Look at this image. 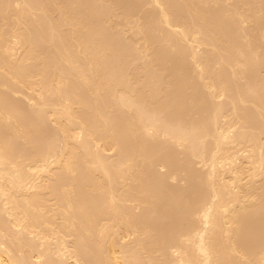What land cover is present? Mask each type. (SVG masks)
Returning a JSON list of instances; mask_svg holds the SVG:
<instances>
[{
	"label": "rangeland",
	"instance_id": "374dc122",
	"mask_svg": "<svg viewBox=\"0 0 264 264\" xmlns=\"http://www.w3.org/2000/svg\"><path fill=\"white\" fill-rule=\"evenodd\" d=\"M13 1H14V3H13ZM37 1H40V2H37ZM54 3H52L51 2V0H28V3L30 4V6L31 7H33L32 9H35V13H34V15H35V18H37V21H35V19H34V21H35V23H36V26H38L39 24H38V22L39 23H42L43 25H41V26H45L44 27V30L46 31V32H44V34H46V37L48 36V34H49V36L51 35V34H53V33H55V35H57V38L59 39V38H61V37H59L61 34H66V35H68V36H66L65 35V37H67L68 39H70V31H71V27H73V26H75L74 24H73V22H75L74 20H76L77 22H82V23H84V25H85V27L83 28V27H81L80 29H82L83 28V30H80V36H83V37H81V39H82V43H83V41H86L87 43L88 42H90V43H88V44H90V46H91V48H90V52L88 51V53H86V54H79V52H77V51H68L69 53H70V55L72 54V53H74V52H76L77 54L75 55V56H79V57H81V59H82V61H81V59L80 58H78V59H80L79 61L81 62L80 64H81V69L83 68V70L84 71H82L83 73H85V76H86V71H87V78L89 79L90 78V80L92 81V79L94 78L95 80H93V81H96L97 79H100L101 80V82H100V90L97 92L98 94H92V93H90L89 91H88V89H85L86 87H81V86H84V85H82L81 84V86L80 85H77L75 82V80L77 79L76 77L73 79L72 78V76L71 75H73L75 72H74V70L73 69H70L71 67L69 66V65H67L66 63H63V61L61 60L63 57H64V55H65V53L66 52H64V55H63V51L61 52V50L60 49H58V47L60 46L59 44V42L57 41L58 39H49V36L45 39V38H43L42 39V36L43 35H39V34H41V33H37L36 34V32H38L41 28V26L39 27L38 26V29H35V31H33L34 30V27L31 29V26H30V24H28L27 25V27H22V24H21V26H20V28H19V23H20V21L22 20V21H24L25 20V18H23L24 16L20 13V11H19V8L22 6H19L18 4L19 3H22V1L21 0H19V2L17 3L16 2V0H0V15L2 14L3 15V17H2V15H1V17H0V24L1 23H3L4 22V26L3 25H0V29L2 28L1 26H3L4 28H2V30L3 29H6L5 31L7 32V36H6V38L5 39H7V42H8V44H7V51H9L10 53H11V58H15L14 59V61H10V54H8L7 53V55L5 56V55H3L2 57H1V55H0V61H4V62H8L11 66H13V63H14V66H15V69H18L19 70V68H20V66L22 65V64H25L24 63V60H26V59H24V60H22L23 59V57H21L22 59H20L19 57V55L21 54V52H23V50H25L26 48H27V45H28V43L30 44L31 42H30V38H32L31 40H32V44H30V46H32V51L29 53V55H31V53H32V56L34 57V59H35V61L37 60V59H39L38 58V53L41 51V52H43V53H41V55L43 54V56H44V58L42 57V58H40V61H42L43 62V60H46V62H48V60L49 61H51V60H53V61H51V62H49V63H52L53 64V62H55V64H57V68L56 69H58L59 70V74L61 73L62 75H64L65 76V79L67 80V81H69L68 83H67V85L69 84V89L70 90H72V91H76L77 92V94H74V92H72L75 96L76 95H78L79 93H81L80 95L83 97V98H85L84 100L85 101H82L81 103H83V102H85V105L83 106V105H81L80 104V107L81 106H83V108H82V111H81V109H79L81 112H83L84 110H85V112H83L84 113V118L86 117V118H88L89 116H90V118L89 119H91V120H89L90 121V124L91 125H93V130L95 131L94 133H95V135H99V136H102V134H104L105 135V133H106V135H109L110 137H111V135L112 136H114V139H113V137H111L112 139H111V145H109V146H107V148L106 149H104L105 148V146H104V148H102L99 144H100V142H99V144H95L94 145V143H92L93 145V147L89 144V142H90V140H91V138L89 139V136H88V138H86V139H84L85 137V135L83 136V134L85 133V131H84V133H83V131H81V128H80V130H78V128L80 127V125H79V127L77 128V127H74V126H71V125H73V124H71L72 122H68V121H66L65 120V124L63 125L64 126V128H62L63 130H66V126H67V130L68 131H71V133L70 132H64L63 130H59V128L58 127H60L59 125L60 124H62L63 122H64V120L63 119H65V117H63V115H67L66 114V112L64 113H62L61 111H59V110H57V109H59L60 108V106L62 105V104H64V105H66V104H68V102L70 101V105H67L68 106V108L69 109H71V111H77L78 112V110H76V105L75 106H73V109H72V103H73V100H75V98L76 99H78L79 98V101H80V98H81V96L80 97H73L74 99L71 101V97H70V100H68L69 99V94L71 95V92H70V90L68 91V92H70L69 94H67V93H65V92H63V91H61V90H63V89H61L59 92L57 91V86H55L54 87V85H52V84H54L55 83V81H59V80H57V76L59 75L58 73H57V70H55L53 67L50 69L49 68V70L48 69H46V67H48V65H47V63L45 64V62H44V65H45V67H43V63L41 64V62L40 61H36V62H33V60H30V63H32V70L34 71V74H36V73H38V71H39V73L37 74V75H34L33 77L31 76L32 74H33V71H32V74L30 75V77H27V78H30V79H32V78H36V76L39 78L38 80H40V81H38L37 79L35 80L36 82H34L33 81V85H35V86H29V87H26V88H24L23 86H20V84H17V85H15V87H13V90H16L17 92H16V94H18V95H14V94H9L10 96H9V101H10V103L12 104L13 103V105H15V107L17 106L18 108H20V112H22V113H20V115L18 114V110L16 111V113H17V115H19L18 117H19V119L21 120L20 122H23V124L27 127L28 125H31V127H32V130L31 129H29L31 132L33 131V134H32V141H30L31 143H29V142H27V140L26 139H29V138H27L26 137V135H25V133L22 135L21 133H19V129L20 128H22L23 126H19V125H17L16 124V119H13V118H11L10 117V115H7V112L8 111H6V110H4L3 112H2V110L3 109H5V108H7L8 110L10 109V108H13V107H11V106H13V105H8V104H10V103H6L7 101H6V98H5V105H4V103H3V105H4V107L5 108H1V106H2V104H1V106H0V116L2 117V113H3V118H4V120L6 121V122H4L2 119L3 118H1L0 120L3 122H1L0 121V139H1V141L2 140H4V142H5V140L8 142L7 144H10L11 145V147H9V148H11L12 149V152L10 151V150H6V152H8L7 154H9V155H11L12 157L10 158V159H12V160H9V157H8V160L9 161H7L6 163H4V162H2V164H6L5 166L3 165V168L4 167H6V168H4V173L0 170V176H1V174H2V176L3 175H5L6 176V179H7V177H10V176H8L9 175V173H10V171L12 172V171H16V172H14L13 174L15 175L16 174V176H17V174L20 172V174H18V177H21L22 178V176L24 177V179L26 180V179H28V175H27V172L28 171H26L25 172V170H24V167H23V170L21 171V169H22V165L23 166H25V169L27 168V165H24L26 162H27V160L28 159H30V156H32L31 157V160H32V158H37V159H39V158H41V156H40V154H41V152H43V154H45L46 153V155H43V156H45L44 158H45V160L44 161H46V156H49L48 157V159H47V161L46 162H48V161H50L49 159H55L56 157H57V155H59L60 153L59 152H61V149L63 148V142L66 140V139H68V137H69V139L65 142V143H68L69 141H70V143H71V141L72 142H74V143H71V145L73 146V147H75V153H76V155L78 156H76V157H74V160H75V158H76V160H77V162L78 163H76V161H75V163L76 164H78V165H75L76 166V168L77 169H75V171H77L76 172V174H75V172H74V178L72 179V180H76V181H73V187H75L76 189H74V195L73 196H75L76 197V194H79L78 196L79 197H81L82 195V197L81 198H77V200H76V198L75 197H71L74 201H73V203H77V201H80V204L81 203H85V201L87 202V201H89V203L87 202V203H85V205L84 206H86V207H88V208H84V206H82V204H81V209H82V211H84L83 209H85V210H90V206L93 204V202H94V198H95V206H94V204H93V206L94 207H96V209H94L93 208V210L92 211H101V209H102V213L104 214L103 216L104 217H106V218H102V221H107V219H108V221H109V223L108 222H105L106 224H105V226L107 225V227L108 226H111L112 228H114V231L116 232H118V233H123L125 236H123V234H122V236H121V234L119 235V234H114L115 236H114V238H115V242H116V246H115V249L117 250V252H119L120 250H121V247L124 245L126 248H128V249H126V250H129V252H130V254H133L134 253V255L137 257V259H139V260H137V262H139L138 264H151L150 262H152V264H161V263H163V264H169V262H170V264H177V260H178V256H179V254H180V250H178V249H176V247L175 246H169L168 244H174V243H176L174 240H176V238H177V235L181 232V230L180 229H184V227H185V225H184V223L186 222V223H189V225H191V223H194V221H196L195 219H197V223H195V224H197V225H199L201 228H203V227H205L204 226V223H202L201 224V222H200V220L202 221V222H204V220H203V218L202 217H200V216H202L201 214H202V212L201 211H199V210H202L201 208H204L205 206H207L206 204H204V203H202V202H204L203 200L204 199H202L203 197H205L206 198V201H207V199H208V197H211L210 195H211V191L212 192H214V190L212 189V188H214V187H216V188H218V185H219V187H221V188H219L218 190H220L221 191V189L223 188L222 186L224 185V182H227V180L226 179H228L229 181H228V183L230 184V186L229 185H227V184H225V185H227V186H229V187H227L226 188V186L224 185V187H225V190H226V192L228 191V189H229V191H230V188L233 190H235L236 189V187L234 186V184H235V181H234V174L236 173H234V171H235V168H237L238 166H241L242 167V164H243V167L244 168H247L246 166H248V168L251 170H249L248 168V171L247 172H249V174L248 173H245V175H249V176H245V180H251V179H253L252 181L254 182V184H255V182L257 183V181H259L260 182V184L258 183V185H260L259 186V192H262V189H264V187H263V184H264V179H262V176L264 177V174H263V172H264V159L262 158V157H264V133L262 134H257L258 133V131H260V130H258V129H255V130H251L250 128H248L247 127V129H246V127H244L243 126V124H241V127H244V129L242 128H240V123H241V120H236V118H235V115H232L231 116V114H235V113H233V112H231L230 111V109L229 108H227V106L228 105H230V104H228V102L230 101V99H232L233 97H235L236 96V94H235V92L233 91V89L234 90H236V87H238L237 86V84L238 83H240L239 85L242 87V88H240V92L241 93H243L246 97L247 96H249V93H250V95L251 96H253L254 95V93L256 94V91H255V86L256 85H254V84H257V87H256V90H257V93H260V94H262V90H264V68H263V66H264V38L263 37H261V34L260 33H258L257 32V34L260 36H256V38H258V40L256 39V38H254V39H256V41L254 40V42L257 44V41L258 42H260V43H258L257 45H258V47H259V51H261V53L259 52V54H262L263 53V55H261V56H258L256 59H247V57H245V55L244 54H242V56H244L243 58H242V56H240V58H242V59H246L245 61L243 60V63H244V65L245 64H250V65H253V69H254V66L255 65H257L258 64V62H259V65H258V67L259 68H261L260 70H259V68L257 69L256 68V70H255V73H254V70H251L252 71V73H250L252 76H255V77H252V79H253V83L251 84V88H253V89H250V90H248V85L246 86V85H244V81H243V77H242V80H241V77H240V75H235V76H233V74L231 75V73H232V71L228 68V67H226V66H224V65H218V64H222L223 62H221L222 61V58L223 59H225L226 58V55H224V54H226V53H224L225 51V47L223 48V45H222V40H224V36H223V34L222 33H224L225 32V29H224V26H225V24H226V22H225V18L226 17H228V16H224V14L222 13V12H224L223 10H224V8H225V6L227 5V4H231V3H233V4H235V2H237L236 0H234V1H232V0H215V1H212V0H204L205 1V3H203L204 1H200V2H198L199 0H164L163 1V3L164 2H166V4L164 3V5H163V3H162V5L164 6H162V5H157L158 7H160V6H162V9L163 8H166V10H168L167 8H169L171 11H173L172 13H171V11L170 10H168L169 11V14H170V16L172 15V17L170 18V20L171 21H173L174 19V21H176L177 22V24H182V26L183 25H186V26H183L184 28H186V31L190 28V29H194V32H191V30H190V32H189V30L187 31V32H189V34H194V33H197L196 35H198V36H195V35H192L193 37H195V38H192V36L190 37V38H192V39H189V40H187V38H186V40L187 41H183V40H185V38H184V36L183 37H181L182 35H180L179 33H178V31H177V27L175 28L174 27V24H173V22L171 23V26L170 25H167V23L165 24H161L162 22H160L159 23V21L157 20V19H159V17H158V13H161L160 11H159V9H161V8H159L158 9V7H156L155 5H153V6H155V8L151 5L152 4V2L151 3H149L150 1L149 0H108V2H107V0H58L59 2H62L61 4H60V6H61V8H59V2H57V0H52ZM63 1L65 2V3H67L66 4V6H65V4L63 3ZM110 1H112L111 3H110ZM212 1V2H211ZM239 1V0H238ZM1 2H3V4H1ZM17 4H16V3ZM43 2V5H44V3L46 2V4L45 5H47V6H45V9H44V11H41V12H39L36 8L37 7H39L40 8V6H42L40 3H42ZM168 2V3H167ZM211 2V3H210ZM215 2H217V3H215ZM5 3H7V4H10L11 3V7H10V5H7V4H5ZM16 4V5H18V6H14L13 4ZM50 3V7L48 6V4ZM58 3V4H57ZM23 4V3H22ZM55 4H57V5H55ZM111 4V5H110ZM113 4V5H112ZM117 4V5H116ZM154 4V3H153ZM192 4V5H191ZM205 4V5H204ZM5 5V6H4ZM36 5V6H35ZM53 5V6H52ZM63 5V6H62ZM194 5H195V7H194ZM257 5H261L260 3L259 4H257ZM263 5V4H262ZM3 6V7H2ZM57 6V7H56ZM110 6V7H109ZM221 6V7H220ZM233 6H235V5H233ZM238 6V5H237ZM9 7L11 8V10H12V8H13V10L15 11V15L16 16H18V15H22L23 17H22V19L19 21L18 19H17V17L14 15V14H12V12H11V10H9ZM19 7V8H18ZM35 7V8H34ZM193 7L195 8V9H193ZM263 7H264V5H263ZM262 7V8H263ZM1 8H3V9H1ZM69 8V9H68ZM191 8V9H190ZM233 8H235V7H233ZM233 8L231 7V9L233 10ZM59 9V10H58ZM66 10V11H68V13L67 12H65L64 10ZM230 9V10H231ZM9 10V11H8ZM12 10V11H13ZM60 10H63L62 11V13L63 14H66L67 16H68V14H69V16L67 17V20L65 19V17H66V15H64V17H63V15H62V13H61V11ZM157 10H158V13H157ZM4 13H3V12ZM31 11H33V10H31ZM50 11V12H49ZM60 11V12H59ZM72 11V12H71ZM221 11V12H220ZM11 12V13H10ZM34 12V11H33ZM43 12V13H42ZM95 12V13H94ZM124 12H125V14H124ZM189 12H190V14H189ZM195 12H203V14H204V18L203 19H200V17L195 13ZM209 12V13H208ZM18 13V14H17ZM20 13V14H19ZM36 13H38L39 14V16L37 17V15L38 14H36ZM48 13V14H47ZM51 13V14H50ZM59 13H61V14H59ZM73 13H76V14H73ZM221 13V14H220ZM45 14V15H44ZM50 14V15H49ZM209 14V15H208ZM260 14V15H259ZM259 14H255L254 16H253V20H254V22H255V25L256 26H259L258 24H260V26L259 27H264V19H263V17H264V12L262 13V11L259 13ZM262 14V15H261ZM6 15V16H5ZM14 15V16H13ZM20 15V16H21ZM43 15V16H42ZM79 15H81V16H79ZM110 15V16H109ZM135 15V16H134ZM161 16H162V14H160ZM159 15V16H160ZM197 15V16H196ZM210 15H211V17H210ZM63 18H62V17ZM74 16H78L80 19H78V17H74ZM104 16H106V17H104ZM126 16H127V18H126ZM138 16H140V17H138ZM144 16V17H143ZM160 16V17H161ZM174 16H176V17H174ZM233 16V15H232ZM231 15H229V17H232ZM261 16V17H260ZM40 17V18H39ZM42 17V18H41ZM49 17V18H48ZM59 18V19H57V18ZM70 17V18H69ZM109 17V18H108ZM147 17H148V19H147ZM174 17V18H173ZM213 17V18H212ZM235 17V16H234ZM233 17V18H234ZM1 18H3L2 20H1ZM16 18V19H15ZM31 18H33L32 16H31ZM69 18V19H68ZM90 18V19H89ZM107 20H106V19ZM116 18V19H115ZM118 18H120V19H118ZM188 18H190V19H188ZM194 18V19H193ZM197 18V19H196ZM199 18V19H198ZM236 18H238V17H236ZM15 19V20H14ZM56 19V20H55ZM71 19V20H70ZM109 19H111V20H109ZM231 19V18H230ZM261 20V22L259 21V20ZM14 20V21H13ZM47 20V21H46ZM59 20V21H58ZM64 20H66V21H70L69 23H70V25H69V23L67 22V23H65L66 21H64ZM73 20V21H72ZM79 20V21H78ZM114 20V21H113ZM127 20V21H126ZM131 21V22H129V21ZM139 20V21H138ZM160 20H162L161 18H160ZM169 20V21H170ZM192 20V21H191ZM195 20V21H194ZM204 20V21H203ZM227 20H228V18H227ZM12 21L13 22H15L14 24H16V26H17V28H19V32H17L18 33V37H17V34L15 33V32H13L14 31V28H13V30H12V28H10V24L9 23H12ZM21 21V22H22ZM41 21V22H40ZM71 21H72V23H71ZM104 21V22H103ZM109 21H110V23H109ZM170 21V22H171ZM191 21V22H190ZM201 21V22H200ZM208 23H207V22ZM233 21H235L236 22V20H233V19H231V22H233ZM9 22V23H8ZM58 22V23H57ZM107 22V23H106ZM112 22V23H111ZM117 22V23H116ZM143 22V23H142ZM176 22H174V23H176ZM179 22V23H178ZM181 22V23H180ZM194 22H195V24H194ZM205 22V23H204ZM235 22H233V27L235 26V24L237 25V26H235L236 27V31H241V30H244L243 32H245V29H247L245 26H247L248 25V23L245 25L244 24V22H246V21H244L243 23H242V26L245 28H240L241 30H238V24L237 23H235ZM254 22H253V24H252V22H250V24H252V25H254ZM23 23V22H22ZM33 24H32V26H35L34 24V22H32ZM65 23V24H64ZM127 23V24H126ZM146 23V24H145ZM188 23V24H187ZM190 23V24H189ZM193 23V24H192ZM216 23V24H215ZM262 23H263V26H262ZM13 24V25H14ZM78 24V23H77ZM125 24V25H124ZM173 24V25H172ZM248 25L247 27L249 28V26H251V25ZM25 25V24H24ZM56 25V26H55ZM72 25V26H71ZM114 25V26H113ZM123 25V26H122ZM136 25V26H135ZM148 25V26H147ZM190 25V26H189ZM201 27H200V26ZM223 25V26H222ZM254 25V26H255ZM15 26V25H14ZM15 26V27H16ZM71 26V27H70ZM76 26H78V25H76ZM142 26H144L143 28H142ZM168 26V27H167ZM188 26V27H187ZM195 26V27H194ZM202 26H203V28H202ZM230 26H232L231 24H230ZM240 26V25H239ZM255 26V27H256ZM11 27H13L12 25H11ZM21 27H22V29L23 30H21ZM30 27V28H29ZM42 27V28H43ZM48 27V28H47ZM52 27V28H51ZM54 27H57V28H54ZM67 27V28H66ZM171 27V28H170ZM173 27V28H172ZM217 27V28H216ZM222 27H223V29H222ZM259 27H257V30H258V28ZM17 28H15V30L17 29ZM25 28V29H24ZM27 28V29H26ZM29 28V29H28ZM36 28V27H35ZM50 28V29H49ZM53 28H54V30H53ZM142 28V29H141ZM146 28V29H145ZM174 28L176 29L175 30V32H177V33H174ZM199 28V29H198ZM251 28H254V27H251ZM31 29V30H30ZM48 29V30H47ZM55 29H57L58 31H56ZM62 29V30H61ZM137 29V30H136ZM170 29H173V30H170ZM205 29V30H204ZM219 31H218V30ZM230 29H233L234 30V28H230ZM250 29V28H249ZM2 30H0L1 32H2ZM21 30V31H20ZM37 30V31H36ZM50 30H53V31H50ZM70 30V31H69ZM95 30V31H94ZM143 30V31H142ZM144 30H145V32H146V30H147V32L144 34V38H143V33H144ZM197 30H199V31H197ZM201 30V31H200ZM211 30V31H210ZM215 30V31H214ZM231 30V33H232V38L229 40L230 42V45H231V47H233L234 48V44L236 43H234V41H237L238 40V38L240 37V39H241V41L243 40V41H245V38L243 37V35H240V33L241 34H244V33H242V32H238V34L239 35H236L237 34V32L234 30ZM256 30V29H255ZM30 31H33V32H31V34H30ZM64 31V32H63ZM140 31V32H139ZM169 31H172V32H169ZM6 32H5V34H6ZM27 32V33H26ZM39 32H41V30L39 31ZM49 32H51V34L49 33ZM56 32L57 33H59V34H56ZM61 32V33H60ZM201 34H200V33ZM205 32V33H204ZM213 32H214V34H213ZM221 32V33H220ZM29 33V36L27 35ZM48 33V34H47ZM141 33H142V35H141ZM148 33V34H147ZM171 33H173V34H171ZM217 33V34H216ZM235 33V34H234ZM3 34H4V31H3ZM21 34H24L23 36H22V38H24L25 40H21V39H19V42L21 43V44H23V42H25V43H27V44H24V45H26L25 47H24V45H23V47H24V49H23V47L22 46H20L21 44L18 42V38H19V35L21 36ZM95 34V35H94ZM174 34H175V36H174ZM178 34H179V36H178ZM30 35H31V37H30ZM55 35L53 34V36L55 37ZM59 35V36H58ZM92 35V36H91ZM146 35H147V37H146ZM4 36V37H5ZM39 36H41V37H39ZM45 36V35H44ZM204 36V37H203ZM206 36V37H205ZM209 36V37H208ZM216 37V39H218V38H220V39H218L219 41V43H221V44H219L218 42H216L217 40H215V38L214 37ZM217 36H219V37H217ZM223 36V37H222ZM237 36H239L238 38H237ZM65 37H63V35H62V38H61V43H62V41H65L66 42V40L65 39H67V38H65ZM149 37V38H148ZM233 37L234 38H237V39H233ZM243 37V38H242ZM26 38H27V40H26ZM51 38V37H50ZM53 38V37H52ZM88 38V39H87ZM91 38V39H90ZM92 38H93V40H92ZM152 38V40H151V43H150V39ZM200 38V39H199ZM203 38V39H202ZM208 38V39H207ZM212 38V39H211ZM86 39V40H85ZM149 41V43L146 41ZM195 39H196V41H195ZM207 41H206V40ZM214 39V40H213ZM233 39V40H232ZM239 39V40H240ZM47 40V41H46ZM49 40H50V43H49ZM89 40H91V41H89ZM239 40L237 41V42H239ZM260 40V41H259ZM6 40H4V42H5ZM51 41H52V43H54V41H55V43L57 42V44H55L54 43V46H51ZM181 41V42H180ZM189 41H192V42H189ZM210 41V42H209ZM213 41V42H212ZM214 41L216 42V43H214ZM93 42V43H92ZM142 42H145V44H143ZM179 42V43H178ZM188 42V43H187ZM201 42V43H200ZM202 42H204V43H202ZM207 42V43H206ZM213 43V44H215V46L213 47V46H211V45H209L210 43ZM234 44H233V43ZM246 42V41H245ZM6 43V42H5ZM59 43V44H58ZM66 43H68V41L66 42ZM93 45H95V46H93L92 47V44ZM97 43H98V45H97ZM205 43H206V45H205ZM225 43V42H224ZM240 43V42H239ZM63 44V43H62ZM147 44H148V46H149V48H148V46H147ZM218 44L220 45V47L218 46ZM241 44H243L242 42H241ZM245 44V43H244ZM53 45V44H52ZM144 45H146V46H144ZM188 45V46H187ZM230 45L228 46L229 47V49H230ZM236 45V44H235ZM248 45V44H247ZM263 45V46H262ZM8 46H10V50H8ZM47 46V47H46ZM56 46H58L57 47V49H56ZM97 46V47H96ZM211 46V47H210ZM222 46V47H221ZM224 46H225V44H224ZM55 48V50L54 49H52V48ZM144 47V49L145 48H147V49H150V51H148V50H146V52L144 53V49H142ZM151 47V48H150ZM187 47V48H186ZM205 47H206V50H205ZM218 47V48H217ZM248 47V46H247ZM23 50H22V49ZM108 48V49H107ZM210 48V49H209ZM217 48V49H216ZM232 48V49H233ZM248 48H250V47H248ZM247 48V49H248ZM261 48V49H260ZM263 48V49H262ZM40 50V51H37V50ZM97 49V50H96ZM102 49V50H101ZM207 49H208V52H207ZM213 49V50H212ZM215 49V50H214ZM219 49H220V52H221V54L219 53V52H217V51H219ZM221 49H223V50H221ZM246 49V56H248L249 55V57H250V53H247V52H249L248 50ZM57 50H59V51H57ZM141 50H143V51H141ZM191 50H192V52H191ZM231 50V49H230ZM6 51V52H7ZM100 51V52H99ZM109 53H108V52ZM148 51V52H147ZM193 51H194V53H193ZM211 51V52H210ZM263 51V52H262ZM38 52V53H37ZM210 52V53H209ZM223 52V53H222ZM1 53V52H0ZM40 53H39V57H40ZM197 53V54H196ZM200 53V54H199ZM203 53V54H202ZM216 53H218L219 55H221V56H219L218 54H217V56H215V55H213V54H216ZM66 54H68V53H66ZM88 54V55H87ZM93 54V55H92ZM147 54V55H146ZM151 54V55H150ZM248 54V55H247ZM258 54V55H259ZM23 55H24V53H23ZM86 55V56H85ZM100 55V56H99ZM194 55V56H193ZM231 56H230V58H232V56L234 55L233 53H231L230 54ZM5 56V57H4ZM9 56V57H8ZM31 56V57H32ZM74 56V57H75ZM88 56H91V57H97L96 59H98V61H100V62H98V66H96L97 67V70L98 71H100V73H98V71L96 70V72H93V71H91L92 70V68H91V66L89 67V68H91L90 70L87 68L89 65V63H88ZM99 56V57H98ZM199 56V57H198ZM201 56V57H200ZM214 56H215V59H214ZM223 56V57H222ZM7 57V58H6ZM17 57H18V60L20 61V60H22V61H20V62H22V63H18L17 62ZM32 57V58H33ZM69 57V56H68ZM70 57H73V56H70ZM102 57V58H101ZM106 57V58H105ZM203 57V58H202ZM204 57H206V59L204 58ZM210 57V58H209ZM217 57H219V59H220V62H219V59H217ZM234 57V56H233ZM26 58H28V56H26ZM202 58V59H201ZM213 58V59H212ZM263 59V60H261V62H260V60H258V62H257V64L255 63L256 61H257V59ZM30 59V58H29ZM94 59V58H93ZM101 59H104V60H102L101 61ZM200 60V61H196V60ZM205 59V60H204ZM87 60V61H86ZM194 60V61H193ZM212 60H213V62H212ZM104 61H106V62H104ZM201 62L202 64H198V63H196V62ZM206 61H207V63H206ZM209 61V62H208ZM246 61H248L247 63H246ZM252 63H251V62ZM11 62V63H10ZM29 61H27V64H25V65H29L30 63H28ZM104 62V63H103ZM211 62V63H210ZM40 63V64H39ZM48 63V64H49ZM61 63L62 64H65L66 66L64 67V65H61ZM86 64L85 65V68H84V66H82L83 64ZM203 63L204 64H207L206 66H207V68H208V70L210 71V73H208V75H211L212 77H213V75H214V77H213V79L214 80H216V83L217 84H220V82H224L225 81V83H228L229 81L228 80H230V85H232L231 87H230V90L231 91H233L234 92V94H232L233 92H231L230 90V92L229 91H227L228 93H227V96H228V94L231 96V98H226V97H223V99H222V97H217L216 95H215V92L213 91V90H211V88L210 87H208L207 88V83H206V86H204V84L205 83H203V81L205 82L206 81V79L205 80H202V77L200 76V74L198 75L197 73H200V67H201V65H203ZM208 63H209V65H210V67H208L209 65H208ZM255 65H254V64ZM260 63H262L263 65H261ZM19 65V67H18V65ZM35 64V65H34ZM103 64V65H102ZM211 64H212V66H211ZM47 65V66H46ZM51 65V64H50ZM195 65H198V66H195ZM214 65H216V66H214ZM261 65V66H260ZM31 66V65H30ZM29 66V67H30ZM63 66V67H62ZM193 66H194V68H193ZM224 66V67H223ZM23 67V66H22ZM22 67H21V69H22ZM29 67L27 66L26 67V69H29ZM199 67V68H198ZM218 67H219V69H218ZM244 68H243V71H245V68H246V70L248 71V69H247V67H245V66H243ZM14 68V67H13ZM25 67H23V69H24ZM178 68V69H177ZM215 68V69H214ZM220 68H222V69H225V70H221ZM19 70V71H22V73H23V69L22 70ZM25 69V70H26ZM52 69H54V73H55V71H56V73L54 74L53 73V71H52ZM96 69V68H95ZM102 69V70H101ZM180 69V70H179ZM217 69V70H216ZM232 69V68H231ZM250 69V68H249ZM1 70V69H0ZM14 70V69H13ZM42 70H43V75H42ZM72 70H73V74H71L72 73ZM115 70V71H114ZM198 70V71H197ZM219 70H220V74L218 75V73H219ZM233 70V69H232ZM258 70V73H257V75H254V74H256V71ZM27 71V70H26ZM28 71H30V70H28ZM40 71H41V74H40ZM89 71H91V73H89ZM104 71H105V74H104ZM106 71H107V73H106ZM211 71H216V73H212L211 74ZM224 71H225V73H226V71H227V73L225 74L224 73ZM247 71H245V73H244V75L246 74H248L247 73ZM1 72V71H0ZM36 72V73H35ZM45 72L47 73L46 75H47V77H46V79L45 80H47V79H50L51 78V76H53V74H54V82L52 83L51 82V84H49L50 82H47L46 81V83H47V89L46 88H44V84H43V82H42V84L43 85H41V81H42V77L41 76H43V77H45L46 75H45ZM24 73H25V71H24ZM53 73V74H52ZM65 73H66V75H65ZM89 73V74H88ZM93 73H94V75H93ZM113 73H115V74H113ZM223 73V74H222ZM28 74V73H27ZM26 74V75H27ZM39 74H40V76H39ZM60 74V75H61ZM98 74V75H97ZM101 74V75H100ZM113 74V75H112ZM130 74V75H129ZM216 74V75H215ZM2 75V78H3V80H0V81H6V80H8V78L7 77H5V76H3V74H1ZM1 75H0V78H1ZM45 75V76H44ZM55 75H56V77H55ZM90 75V76H89ZM91 75H93V77L91 76ZM221 75V76H220ZM223 75H224V77H223ZM229 75H230V79H229ZM97 76H99L98 78H96ZM112 78H111V77ZM199 76H200V78H199ZM220 76V77H219ZM228 76V77H227ZM5 77V78H4ZM32 77V78H31ZM41 77V78H40ZM62 77L63 76H61L59 79L60 80H62ZM73 77H74V75H73ZM104 77V78H103ZM129 77V78H128ZM198 77V78H197ZM218 77H219V79H218ZM223 77V78H222ZM234 77V78H233ZM259 77V78H258ZM260 77L262 78V81H261V79H260ZM108 79H110L109 81H108ZM131 79V80H130ZM231 79H232V81H231ZM260 79V80H259ZM33 80V79H32ZM65 80V81H66ZM78 80V79H77ZM99 80V81H100ZM102 80H104V81H102ZM105 80H107V81H105ZM121 80V81H120ZM188 80V81H187ZM234 80H236V82L234 81ZM238 80V81H237ZM256 80V81H255ZM9 81V80H8ZM62 81H64V77H63V80ZM75 81V82H74ZM79 81V80H78ZM111 81V82H110ZM261 81V82H260ZM97 83H95L94 82V84H96V86H99V84H98V81H96ZM106 82H108V83H106ZM119 82V83H118ZM238 82V83H237ZM242 82V83H241ZM258 82V83H257ZM259 82H260V84H259ZM9 85H11L12 84V82H10L9 81ZM36 83V84H35ZM57 83H59V82H57ZM56 83V84H57ZM66 83V82H65ZM64 82H63V84H65ZM78 83V82H77ZM79 83H81V82H79ZM78 83V84H79ZM104 83V85H102ZM106 83V84H105ZM135 83V84H134ZM139 83V84H138ZM180 83V84H179ZM186 83V84H185ZM199 83H201V84H199ZM203 83V84H202ZM224 83V84H225ZM237 83V84H236ZM55 84V85H56ZM62 84V85H63ZM98 84V85H97ZM122 84V85H121ZM126 84V85H125ZM262 84V85H261ZM13 85V84H12ZM58 85H60V86H62L61 84H58ZM67 85H63V86H66L67 87ZM102 85V86H101ZM109 85H110V87H109ZM112 85V86H111ZM117 85V86H116ZM129 85V86H128ZM133 85V86H132ZM184 85V86H183ZM229 85V84H228ZM236 85V86H235ZM14 86V85H13ZM60 86H58V87H60ZM78 86H80V87H78ZM106 86V87H105ZM166 86V87H165ZM188 86V87H187ZM243 86H244V89H243ZM261 86V88L259 89V87ZM12 86H10V88H11ZM94 87H95V85H94ZM113 87V88H112ZM115 87V88H114ZM120 87V88H119ZM127 87V88H126ZM135 87H137V89L135 88ZM56 88V89H55ZM62 88V87H61ZM104 88V89H103ZM122 91V93L121 92H119L120 90ZM131 88V89H130ZM188 88V89H187ZM231 88H233V89H231ZM58 89H60V88H58ZM65 90H68V89H66V88H64ZM117 89V90H116ZM124 89V90H123ZM128 89V90H127ZM179 90V91H178ZM213 91L212 93H213V96H211V92L210 91ZM253 90V91H252ZM260 90V92H258ZM88 91V92H87ZM113 91H115V92H113ZM129 91H131V92H129ZM147 91H148V93H147ZM183 91V92H182ZM246 91V92H245ZM4 92L5 91H2L1 93H3L4 94ZM9 91H7V93H8ZM75 92V93H76ZM114 94H113V93ZM126 92V93H125ZM246 94H245V93ZM10 93V92H9ZM128 93V94H127ZM89 94V95H88ZM121 94V95H120ZM124 94V95H123ZM142 94V95H141ZM74 95H71V96H74ZM88 95V96H87ZM93 95H94V97H93ZM96 95V96H95ZM133 95V100H132V98H131V96ZM163 95V96H162ZM263 95H264V92H263ZM5 96V95H4ZM27 96V97H26ZM98 96V97H97ZM129 96H130V98H129ZM138 96V97H137ZM155 96V97H154ZM46 99H45V98ZM101 97V98H100ZM128 97V98H127ZM167 97V98H166ZM190 97V98H189ZM212 97V98H211ZM95 100H94V99ZM100 98V99H99ZM120 98V99H119ZM125 98L127 99V100H125ZM152 98V99H151ZM170 98V99H169ZM225 98V99H224ZM236 98V97H235ZM235 98H233V99H235ZM28 99V100H27ZM45 99V100H44ZM92 99V100H91ZM119 99V100H118ZM124 99V100H123ZM148 99H150V100H148ZM156 99V100H155ZM180 99V100H179ZM220 99V100H219ZM226 99H228V100H226ZM120 100H122L121 102H119ZM132 100V101H131ZM140 100V101H139ZM141 100H142V102H141ZM145 100V101H144ZM201 100V101H200ZM213 100V101H212ZM221 100H223V102L225 101V104H226V102H227V104L228 105H225L224 103H222V101ZM236 100V99H235ZM32 101V102H31ZM35 101H37V103L39 104V102L41 103V102H43L45 105H42V103H41V105L43 106V107H41V105L39 106L41 109L39 110L38 108H37V106H35L36 105V103L35 104H33ZM44 101H47V103L46 102H44ZM96 101V102H95ZM99 101V102H98ZM123 101H127L126 103H123ZM132 102V104H131V102ZM144 101V102H143ZM159 101V102H158ZM198 101V102H197ZM220 101V102H219ZM29 102H30V104H32V105H30L29 104ZM60 104H59V103ZM67 102V103H66ZM72 102V103H71ZM93 102H94V104H93ZM152 102V103H151ZM195 102H196V104H195ZM219 102V103H218ZM50 103V104H49ZM76 103H78V100H76V102L74 103V104H76ZM101 103V104H100ZM113 103V104H112ZM145 103V104H144ZM158 103V104H157ZM161 103V104H160ZM170 103V104H169ZM197 103H199V104H197ZM221 103V104H220ZM47 104H49V106L47 105ZM73 104V105H74ZM97 104H98V106H97ZM127 104V105H126ZM130 104V105H129ZM147 104V105H146ZM216 104H219L220 106L222 105V104H224V105H222L221 106V109L219 108L220 106L219 105H217V106H219V107H217L216 106ZM55 105V106H54ZM58 105H60V106H58ZM64 105L62 106V107H64ZM123 107H122V106ZM132 105V106H131ZM151 105V106H150ZM153 105V106H152ZM164 105V106H163ZM169 105V106H168ZM79 105H77V109L78 108H80V107H78ZM126 106H128V107H126ZM215 106H216V108H215ZM10 107V108H9ZM14 107V109H18V108H15ZM95 107V108H94ZM159 107V108H158ZM228 107H230V106H228ZM56 108V109H55ZM75 108V109H74ZM98 108V109H97ZM100 108V109H99ZM123 108V109H122ZM135 108H136V110H135ZM148 108V109H147ZM163 108V109H162ZM217 108L219 109V110H217ZM51 109H52V111L55 113V111L57 110L58 111V113H57V111H56V113L55 114H52L51 113ZM63 109V108H62ZM62 109H60V110H62ZM68 109V110H69ZM90 109V110H89ZM128 109V110H127ZM138 109V110H137ZM145 109V110H144ZM229 109V111L227 112V110ZM244 109V108H243ZM13 110V109H12ZM55 110V111H54ZM66 110H67V107H66ZM65 110V111H66ZM90 111V113L88 114V112ZM126 110V111H125ZM144 110V111H143ZM63 111V110H62ZM129 111H132V112H129ZM161 111V112H160ZM217 111V112H216ZM244 111V110H243ZM2 112V113H1ZM60 112V113H59ZM77 112H74L73 114H72V112H71V117H73V115L75 114V116L77 115ZM98 112V113H97ZM128 112V113H127ZM146 113V115H145V113ZM264 112V111H263ZM62 113V114H61ZM70 113V110H69V112H68V114ZM105 113V114H104ZM116 113V114H115ZM56 114H57V116L58 117H56ZM59 114H61L60 116H59ZM80 114V113H79ZM85 114H87L88 115V117H87V115H85ZM93 114V115H92ZM137 114H138V117H137ZM151 114V115H150ZM158 114V115H157ZM144 115V116H143ZM7 116H9L11 119H13L12 120V123L10 122V120L8 121V119H7ZM69 115H68V117H69V119L70 120H72V119H75V120H77L78 121V119L77 118H75V117H73V118H71ZM158 116V117H157ZM160 116V117H159ZM214 116V117H213ZM215 116H216V119H215ZM225 116V117H224ZM226 116H228V117H226ZM230 116V117H229ZM61 117H63V119L61 118ZM98 117V118H97ZM147 117V118H146ZM169 117V118H168ZM235 119H234V118ZM66 118H67V116H66ZM92 118H93V122H92ZM94 118H95V120H94ZM97 118V119H96ZM141 118V119H140ZM190 118V119H189ZM232 119V121L234 120V122H231V121H229L230 119ZM18 119V118H17ZM68 119V120H69ZM110 119V120H109ZM158 119V120H157ZM166 119V120H165ZM173 119V120H172ZM176 119V120H175ZM62 120H63V122H62ZM69 120V121H70ZM87 120V121H88ZM143 120V121H142ZM147 120V121H146ZM157 120V121H156ZM215 120V122H213ZM230 122H228V121ZM236 120V121H235ZM251 120H252V122H254L253 120H255L254 119V117H252L249 121L251 122ZM18 121V120H17ZM72 121H74V120H72ZM77 121H74L73 123H76ZM88 121V122H89ZM140 123H139V122ZM152 121H154L155 123H152ZM174 121V122H173ZM201 121H202V123H204V124H202L201 123ZM14 122H15V124H14ZM19 122V121H18ZM59 122H62V123H60L59 124ZM79 122V121H78ZM249 122V123H250ZM256 122V121H255ZM254 122V123H255ZM67 123H69L68 125H67ZM151 123V124H154L155 125V127H150L149 129H147L146 128V126H148L149 124ZM178 123V124H177ZM184 123H186V125L184 124ZM216 123V124H215ZM226 123V125L224 126V124ZM234 123H237L236 125H234ZM12 124V125H11ZM19 124V123H18ZM23 124H21V125H23ZM71 124V125H70ZM141 124V125H140ZM143 124H146V126H144L143 127ZM148 124V125H147ZM174 124V125H173ZM177 124V125H176ZM202 124V125H201ZM215 124V125H214ZM220 124V125H219ZM17 126V127H14V130H12L13 128V126ZM71 126V127H74V128H72L73 130H69L71 127H68V126ZM106 125V126H105ZM140 125V126H139ZM161 125V126H160ZM201 125V126H200ZM218 125L222 128V126L221 125H223V128L224 127H226V130H227V132L226 133H228V136L231 138V137H233V140H232V138H231V140H232V142H231V140L229 139V137H228V139L226 138L225 140L227 141V142H225V140L224 139H222L221 140V142L219 141L220 140V138H219V136L218 135H215L214 133H218V130L219 129H221L220 127H218ZM228 125V126H227ZM230 125V126H229ZM232 125H234V126H232ZM239 125V126H238ZM258 125V124H257ZM256 125V126H257ZM12 126V127H11ZM20 128H19V127ZM24 126V127H25ZM62 126V125H61ZM119 126V127H118ZM163 127V128H157V127ZM178 126H179V128H178ZM195 126H196V128H197V126H199V128L200 129H202V130H200L199 128H197V131H198V133L197 132H195V133H192L193 131H195L196 130V128H195ZM217 126V127H216ZM234 128H232V127ZM258 126H260V125H258ZM23 127V129H25ZM92 127V126H91ZM131 127H133V128H131ZM143 127V128H142ZM180 127H183L182 129H185V130H183V134H182V131H179V130H182ZM188 127V128H187ZM194 127V130L192 129ZM228 127H230V129L228 128ZM16 128H19L18 129V131H17V129ZM99 128V129H98ZM140 128V129H139ZM151 128H153V129H151ZM155 128L156 129H160L161 130V132H162V129H164V134H163V132H162V134H161V132H160V130L158 131V132H156L155 131ZM218 129V130H215V132H214V130L213 129ZM259 128V127H258ZM27 129V128H26ZM25 129V130H26ZM144 129L146 130V131H144ZM151 129V132L149 131ZM187 129V130H186ZM188 129H190V130H193L192 132L190 131V130H188ZM204 129V130H203ZM230 130V132L231 133H229L228 131ZM233 129V130H232ZM247 130V131H244V130ZM250 129V130H249ZM21 131H23L22 129H20ZM28 130V131H29ZM75 130V132H73ZM96 130H97V133H96ZM103 130V131H102ZM177 130H178V132H177ZM211 130V131H210ZM263 130V129H262ZM20 131V132H21ZM28 131H26L29 135H31ZM63 131V132H62ZM101 131V132H100ZM115 131V132H114ZM184 131H185V133H184ZM186 131H187V133H186ZM189 131V132H188ZM209 131V132H208ZM217 131V132H216ZM79 134H78V133ZM153 132L155 133V135H153ZM168 132H169V134H172V135H174V138L172 137V136H169V134H168ZM191 132V133H190ZM200 132V133H199ZM240 132V133H239ZM242 132V133H241ZM248 132V133H247ZM26 133V134H27ZM62 133L64 134V135H66L67 136V138H66V136H65V140H63V137L64 136H62ZM102 133V134H101ZM108 133V134H107ZM152 133V134H151ZM160 133V134H159ZM179 135H188V136H185V140H187V142L186 141H184V143H181V140L179 141L178 139V141L179 142H177L176 141V136H178L177 134ZM202 133H204V134H206V133H208L207 134V136H205L204 134H202ZM210 133H212V135L210 134ZM243 133H244V135H245V137H243L244 135H243ZM252 133V134H251ZM175 134H176V136H175ZM190 134H191V137H190ZM194 134V135H193ZM195 134L197 135V136H195ZM200 134V135H199ZM210 134V135H209ZM230 134V135H229ZM235 134V135H234ZM240 134H241V136H240ZM254 134V135H253ZM258 135V137L255 139V137ZM72 137H74V136H76V137H74V138H72ZM74 135V136H73ZM198 135H199V137H200V139L201 138H203V139H197V140H200V142H202V145L201 144H199L198 142H197V140H196V138L198 137ZM214 135V136H213ZM263 135V136H262ZM26 137V138H24V137ZM28 136V135H27ZM81 136H82V138H81ZM195 136V137H194ZM208 136H210V137H208ZM211 136H213V138L215 139H213ZM216 136H218L217 138H215ZM236 136H239L240 138H237ZM247 136V137H246ZM259 136H260V138H259ZM5 137H7V139H5ZM31 137V136H30ZM84 137V138H83ZM86 137H87V135H86ZM170 137H172V138H170ZM182 137V136H181ZM186 137H187V139H186ZM192 137H194V138H192ZM204 137L206 138V139H208V140H206V139H204ZM249 137H250V139H249ZM71 138H72V140H71ZM180 138V137H179ZM183 138V137H182ZM235 138H237V139H235ZM242 138H245L247 141H246V143L244 142L245 140L243 139V140H241ZM248 138V139H247ZM254 138V139H253ZM89 139V142L87 141ZM181 139V138H180ZM184 139H182V140H184ZM189 139V140H188ZM210 139H211V141H210ZM217 139V140H216ZM260 140L259 142H257L258 140ZM9 140V141H8ZM81 140V141H80ZM113 140H115V141H117V142H115L114 143V141ZM191 140H193V142H194V140H195V142L196 143H191ZM203 140H204V142H203ZM206 140V141H205ZM249 140V141H248ZM251 140H253V141H251ZM255 140V141H254ZM0 141V142H1ZM208 141V142H207ZM215 141H217L216 143H212V142H215ZM218 141H219V143H218ZM237 142V144H236V142ZM262 141V142H261ZM80 144H79V143ZM84 142V143H83ZM206 142V143H205ZM230 142V143H229ZM250 142V143H249ZM251 142H252V144H251ZM257 145V143H258V145L256 146L255 145V148H257V149H255L254 148V143ZM261 142V143H260ZM6 143V142H5ZM82 143H83V145H82ZM85 143H87L89 146H91V147H88V145L86 146L85 145ZM109 143V144H110ZM190 144V146H194V144L197 146L198 144L199 145H201L200 147H199V145H198V147H190L189 146V144ZM198 143V144H197ZM221 143V144H220ZM226 143V144H225ZM228 143V144H227ZM2 144H3V141H2ZM2 144H0L1 146H3ZM63 146H62V145ZM74 144H76V145H74ZM178 144V145H177ZM180 144V145H179ZM222 144H223V147H222ZM225 144V145H224ZM230 144H231V146H230ZM245 144V145H244ZM262 144H263V146H262ZM6 145V144H5ZM188 145V146H187ZM235 145H237V147L235 146ZM1 146H0V148H1ZM8 146V145H7ZM6 146V149L8 148ZM80 146H81V148H80ZM85 146V147H84ZM99 146H100V148H99ZM185 146V147H184ZM219 148H218V147ZM231 147V148H233L234 147V151H232L231 149H229L228 147ZM233 146V147H232ZM94 147H95V153H96V156L98 155L100 158H103V161H102V159H99L98 157V159L99 160H101L102 162H103V164L105 165V167H103L104 165L103 164H101L102 165V167L103 168H105V169H103L102 171H103V174L101 173V167H100V169L98 168L99 166H98V164L100 165V163H98L97 161V158L96 159H91V156H92V153L91 152H93V150L92 149H94ZM204 147V148H203ZM61 148V149H60ZM80 148V149H79ZM86 148H89L88 150L90 151H88ZM102 148V149H101ZM187 148V150H185ZM217 148V149H216ZM226 148H227V150H226ZM239 148L241 149V148H243V151L242 150H240L239 151ZM262 150H261V149ZM82 149V150H81ZM202 149V150H201ZM220 149V150H219ZM244 149H246V150H244ZM60 150V151H59ZM83 150H84V152L85 153H82L83 152ZM92 150V151H91ZM189 150V151H188ZM194 150H197V151H195L194 152ZM217 150H218V152H217ZM229 150H231V152L229 151ZM237 150V151H236ZM87 151V152H86ZM223 151V152H222ZM224 151L226 152V153H228V155H231V153L233 154V156L230 158L231 160H232V162L231 161H227L228 163H226L225 162V160H224V158L223 157H225L226 156V153H225V156H224ZM45 152V153H44ZM57 152H58V154H57ZM191 152V153H190ZM200 152V153H199ZM229 152H230V154H229ZM235 152V153H234ZM240 154H239V153ZM263 152V153H262ZM0 153H1V149H0ZM13 153V154H12ZM74 153V154H75ZM136 153V154H135ZM196 153V154H195ZM202 153V154H201ZM56 155V157L55 158H53V155ZM84 154V155H83ZM134 154V155H133ZM143 154V155H142ZM148 154V155H147ZM191 154H195V155H191ZM200 154V155H199ZM217 154V155H216ZM221 156H220V155ZM237 155V156H235V155ZM245 154H246V156L248 155V156H250V158L252 159H250L249 158V160L245 157ZM249 154H251V155H249ZM54 155V156H55ZM93 155H95L94 153H93ZM199 155V156H198ZM218 155H219V160L218 161H214L215 160V157L217 158L218 157ZM223 155V156H222ZM227 155V156H228ZM239 155V156H238ZM240 155H242L241 157L242 158H240ZM34 156V157H33ZM52 158H51V157ZM84 156V157H83ZM139 156V157H138ZM147 157V159H149V160H147V159H145V157ZM235 156V157H234ZM28 157V159H26ZM81 157H83V158H81ZM125 157V158H124ZM152 157V158H151ZM237 157H239V158H237ZM14 158H18L17 159V162H22L21 163V166L19 167V168H17V167H15L16 165H19L20 163H15V164H12V162H13V160H14ZM34 158V159H35ZM43 158V157H42ZM41 158V159H42ZM92 158H95L94 156L92 157ZM138 158V159H137ZM141 159V161H140V159ZM142 158H143V161L145 160V162H143L142 161ZM221 158H223V160H224V164H226V165H224L225 167L222 169V167H223V163H220L221 161H220V159ZM233 158V159H232ZM16 159H15V161H16ZM33 159V161H34V163H37L36 161V159L34 160ZM41 159H39V160H41ZM91 159V161H93V170L94 171H92V165L91 166H89L90 164L88 163H86V161L88 162L89 160ZM136 159V160H135ZM218 159V158H217ZM237 159V160H236ZM19 160V161H18ZM31 160H29L28 161V163H30V162H33V161H31ZM38 160V163L40 162ZM83 160V162H81ZM95 160H96V162L98 163H95ZM105 160V161H104ZM134 162H133V161ZM236 162H234V161ZM246 162H245V161ZM263 160V161H262ZM6 161V160H5ZM10 161H11V164H10ZM24 161V162H23ZM43 161V160H42ZM90 161V163H92ZM130 161V162H129ZM132 161V162H131ZM139 161H140V163H139ZM215 162V164L216 165H214V164H211L212 162ZM239 161V162H238ZM244 161V162H243ZM252 161V162H251ZM100 162V161H99ZM123 162V163H122ZM124 162H125V164H124ZM191 164H190V163ZM213 162V163H214ZM251 162V163H250ZM255 162V163H254ZM1 163V162H0ZM28 163H26V164H28ZM107 163V164H106ZM150 163V164H149ZM160 163H162V164H160ZM187 163V164H186ZM230 163H232V164H230ZM239 163V164H238ZM247 165H246V164ZM249 163V164H248ZM2 164H0L1 166H2ZM7 164H8V166H7ZM129 164V165H128ZM137 164V165H136ZM142 164V165H141ZM149 164V165H148ZM186 164V165H185ZM190 164V165H189ZM220 164L222 165V167L220 166ZM12 165L14 166V167H12ZM88 165V166H87ZM128 165V166H127ZM165 165V166H164ZM212 165H213V167H212ZM232 165H233V167H232ZM236 165V166H235ZM251 165V166H250ZM255 165V166H254ZM1 166H0V168H1ZM58 166V165H57ZM97 166V168H95V167ZM256 166L258 167V168H256ZM9 167V168H8ZM10 167H11V170H10ZM56 167V166H55ZM54 166H53V168H52V166H51V168L53 169H49L50 171L52 170V172H54L55 174L56 173H58V174H60L61 175V177L63 178V176H62V174H64V172L60 169L59 170V167L56 169ZM89 167V168H88ZM127 167V168H126ZM188 167V168H187ZM232 167V168H231ZM255 167V168H254ZM2 168V169H3ZM14 168V169H13ZM54 168L56 169V170H54ZM110 168V172H109V170H107V169H109ZM121 168V169H120ZM5 169H6V171L8 172V174H7V172L5 171ZM13 169V170H12ZM87 169L89 170L88 172H87ZM96 169V170H95ZM113 169V170H112ZM118 171H117V170ZM256 169H257V171H256ZM79 170V171H78ZM98 170H100V172H98ZM105 170H107V171H105ZM172 170H174V173H173V171ZM229 170V171H228ZM234 170V171H233ZM50 171H48V172H50ZM113 171V172H112ZM137 171V172H136ZM172 171V172H171ZM254 171V172H253ZM263 171V172H262ZM18 172V173H17ZM23 172L25 173V174H23ZM93 172L95 173V174H93ZM112 172V176H110L109 174ZM166 172H169V173H166ZM172 174H171V173ZM231 172V173H230ZM44 173H45V175H44ZM78 173V174H77ZM99 173L101 174L100 176H99ZM128 173V174H127ZM131 173V174H130ZM144 175H142V174ZM228 173V174H227ZM232 173H233V175H232ZM254 175H256L255 173H257L258 175L257 176H254ZM262 173V174H261ZM12 173H10V175H11ZM28 174H29V172H28ZM49 174V173H48ZM48 174H46V172H43L42 174H41V176H40V178L38 177V179H36V181L37 182H40V181H43V182H41V183H45L46 184V181H47V183H48V185L50 184V185H53V182H54V186L56 187H54V186H52V187H54L56 190H54L53 192L55 193V194H57L58 195V198H59V196H60V191H59V183L61 182V181H63V182H65V181H67L68 179H67V175L65 176V174H64V179H62V180H58V181H56L57 179H59V175H57V177L58 178H55L54 177V181L52 180V178L53 177H51L50 178V180H52V184L50 183V181L48 182V179H46V178H48L47 176H49ZM171 174V175H170ZM230 174L232 175L230 178L232 179V180H230L229 179V176H230ZM250 174H252V176L250 177ZM14 175H11V177L12 176H14ZM120 175L122 176V177H120ZM188 175V176H187ZM236 175V174H235ZM2 176L0 177L1 179V181L2 180H6V179H3L2 178ZM56 176V175H55ZM92 176V177H91ZM106 177L107 178V180L106 181H110L111 182V184H107L108 182H104L105 181V179L103 180V178L102 177ZM126 176H128V178H126ZM134 179H132L131 177ZM133 176H135V177H133ZM138 176H139V178H138ZM142 176V177H141ZM187 176V177H186ZM4 177V176H3ZM8 178V179H11L12 180V178ZM15 177V176H14ZM100 177V178H99ZM104 177V178H105ZM223 177V178H222ZM257 179H256V178ZM90 178H92V179H90ZM93 178H95V182L97 181V183L99 182V181H101L100 183H102L105 187H106V194H108L109 192V190H112V188L111 189H107L108 187L110 188V185H112L115 189H116V193L114 194V196H115V198L114 199H112V202H113V200L115 201L114 203H112L113 205H115V210H114V214H113V216H117V214L119 215V214H126L127 215V219H129L130 221H132V223H133V221H135L136 220V224L134 225V223H133V227L134 226H136L135 228H136V230H135V228L133 229L132 227H130V229H129V231H128V229H127V231L125 230V229H123L124 231H121L120 229V227H118V226H112L111 224H113L115 221H113V220H116V217H114L113 218V216H112V211L111 212H109V211H106V206L108 205V204H110L111 202H109V203H107L106 202V204L107 205H105V202L102 204V205H100V203L99 202H101L102 203V200L104 199V198H106V196L104 197V192H105V187L102 185L100 188H99V186L98 187H95V185L97 184H92V185H94L93 186V188L94 189H91L92 191H90V189H88V186H90L89 188H92L91 186V183H94V179ZM96 178H97V180H96ZM124 178V179H123ZM136 178V179H135ZM137 178H138V180H137ZM226 178V179H225ZM251 178V179H250ZM14 179V178H13ZM43 179V180H42ZM56 179V180H55ZM214 179V180H213ZM255 179V180H254ZM46 180V181H45ZM65 180V181H64ZM126 180H127V182H126ZM260 180H262V181H260ZM4 181H2L3 183H4ZM13 181V180H12ZM12 181H10V180H8V182H10L11 184H12ZM55 181H56V183H55ZM211 181H212V183H211ZM232 182V184H231V182ZM234 181V182H233ZM7 181L5 182V189H6V183H8ZM58 182V183H57ZM138 182H142L141 184L140 183H138ZM78 183V184H77ZM80 183H82L81 184V186L82 187H80ZM127 183V184H126ZM211 183V184H210ZM221 183V184H220ZM0 184H1V182H0ZM1 184V185H2ZM61 184V183H60ZM83 184H85L86 186H87V191L88 192H93L90 196H87V194H85V192H87L86 191V188L84 189V186L85 185H83ZM223 184V185H222ZM14 184H12V185H9V183H8V185H7V188H8V186L9 187H11V186H13ZM75 185V186H74ZM78 185V187H80V188H78V189H80V191H83L82 189H84V191L81 193H79V190L77 189V186ZM109 185V186H108ZM210 185H212V187L210 188ZM221 185V186H220ZM232 185V186H231ZM257 185V184H256ZM85 186V187H86ZM108 186V187H107ZM111 186V187H112ZM214 186V187H213ZM142 187H145L146 188V190H145V188H143V190L144 191H147V192H144L143 193V191H142ZM1 188H3L2 186H1ZM15 188V187H14ZM13 188V189H14ZM49 188V187H48ZM82 188V189H81ZM113 188V189H114ZM16 189H17V187H16ZM30 189V187L28 188V190ZM36 189V188H35ZM35 189L33 188H31L29 191H27L26 190V188H25V191H24V189H21L20 191H24V192H22V193H25V192H27L26 194H22L20 191H19V187H18V191H19V193H20V195L22 194V195H27L25 198L28 200V198H30L31 196L29 195V194H31L32 196H33V194L35 193V195H34V197H32V198H30V199H35L36 200V202H40L42 199H39V197H41V198H45L46 197V200L48 201V202H50V205H52V203L54 202L55 204H58V200H57V198H56V200H55V197H53V195H55L54 193H53V195H52V193H51V195H52V197L54 198H51V200H50V198L49 197H47V194H46V196H44V197H42L40 194H39V196H38V192H37V190L35 191ZM53 189V188H52ZM101 189V191H98V190H100ZM7 191H14V190H12L11 188H10V190H9V188L8 189H6ZM34 190V191H33ZM51 190V188L49 189V191ZM139 190H141V193H140V191ZM217 190V189H216ZM215 190V191H216ZM223 190L224 189H222V191H221V193L223 192ZM224 190V191H225ZM113 192H114V190H112ZM139 191V192H138ZM219 191V192H220ZM12 192H10L11 193V195H14V196H12V197H14L13 199H15L16 198V196H18L17 197V199H18V201H19V199H22V197L24 198V196H20L19 195V193L18 192H16V190L14 191L15 192V194H14V192L12 193ZM78 192V193H77ZM208 192H209V195H208V197H207V195H206V193L208 194ZM264 192V191H263ZM72 193V194H73ZM84 193V194H83ZM145 193H147V194H145ZM193 193V194H192ZM224 193V192H223ZM71 194V195H72ZM81 194V195H80ZM94 194V195H93ZM97 194V195H96ZM105 194V195H106ZM117 194V195H116ZM133 194V195H132ZM139 194H142V195H139ZM190 194H192L193 196H191V198H190ZM205 195V196H202V195ZM1 196H0V225L2 226V230H3V232H1L0 233V235H2V236H0V239L1 240H3L2 242H4V241H6V243L4 244L5 246L11 241V238H12V236L14 235V237L12 238L13 240L11 241V243H10V246L12 247L13 245V243H14V246H13V248H11L9 245H7L8 247H10V249L13 251V250H15V249H17L18 251H16L15 250V252H19L18 254L17 253H14V251H13V253L14 254H16V256L17 255H19L21 252V255H19V256H22L23 254L24 255H32V254H35L34 252H37V251H39V252H41V251H43V252H41V255H40V253L38 252L37 254H39L40 256H42V254H44L41 258H43V259H45L44 258V256L45 257H47V262L49 261V262H51V260H52V264H65V261H66V264H68V263H71V262H69V260H71V258L69 259V258H65L66 256H64V254H65V252H66V250H64L63 251V249H62V252L59 250L60 248H62V245L58 242L59 241V239H57V236L58 235H60V234H57V236L54 234V236H53V234H52V236L50 235H48V238H47V240H51L50 241V244L48 243V241L44 238V241L46 240L47 242L46 243H48L49 245H45L46 243H44L43 244V242L44 241H42V239L43 238H39V240L40 241H42L41 243H40V241H37L36 239H37V236H35L34 238V240L33 239H31V238H29L30 237V235L29 234H31V235H36V234H33V233H28V232H26L25 230H23V232L21 231L20 232V230H17V233H16V236H15V233L13 232V229L14 228H17V227H15V226H13L12 225V223L10 222V219H9V217H8V215H7V213L5 212V210H2V209H4V207L3 206H5L4 204H3V199H4V195H2V194H0ZM86 195V196H85ZM89 195V194H88ZM109 195V194H108ZM152 196V197H146V196ZM188 195V196H187ZM196 195V196H195ZM197 195H198V198H196L197 197ZM2 196H3V198H2ZM30 196V197H29ZM48 196H50L49 194H48ZM56 196V195H55ZM104 197L103 199H102V197ZM118 196V197H117ZM137 196H139V197H137ZM183 196V198L185 197L186 199L187 198H189L188 199V201L187 200H185V198L184 199H182L181 197ZM187 196V197H186ZM51 197V196H50ZM86 197H89V198H86ZM116 197H117V199H116ZM201 197V198H200ZM24 198V199H25ZM49 198V199H48ZM108 198V197H107ZM106 198V199H107ZM17 199H15L16 200V202H18L17 201ZM29 199V200H30ZM82 199V200H81ZM85 201H84V200ZM91 199L93 200V202L91 201ZM102 199V200H101ZM144 199V200H143ZM152 199V200H151ZM180 199H182V200H180ZM198 199H202V202H200L201 203V205L197 202L198 201ZM35 200H31L32 202L33 201H35ZM40 200V201H39ZM45 200V201H46ZM63 202H65V200L64 199H59V204H61V202L62 201ZM96 200H99L98 202L96 201ZM107 200H109V199H107ZM187 201V202H185V201ZM194 200V201H193ZM196 200V201H195ZM199 200V201H200ZM23 201V199L21 200V202ZM82 201V202H81ZM106 201V200H105ZM143 201V202H142ZM145 201V202H144ZM181 201H184V202H182L181 203ZM2 202V203H1ZM21 202H18V203H21ZM47 202V204L46 205H48L49 206V203ZM92 202V203H91ZM197 202V203H196ZM38 203H33V205L35 206V207H37L39 204ZM46 203V202H45ZM91 203V204H90ZM97 203H99L98 205L100 206H98L97 205ZM187 203L189 204V206H191L190 208L192 209V207H196V209L199 207V205H200V209L198 210H196V209H194V210H196V211H194V210H191L190 209V213H189V210H188V213H189V215H192L191 216V218L190 217H188V214L186 213L187 211H185L186 210V208L188 209V205H187ZM196 203V204H195ZM24 203L22 202V204H19V205H21L20 207H22V205H23ZM55 204H53L54 206H57V205H55ZM62 204H64V203H62ZM88 204L90 205V206H88ZM182 204H184V206L182 205ZM199 204V205H198ZM3 205V206H2ZM7 205V204H6ZM37 205V206H36ZM196 205H198V207L196 206ZM97 206H98V208H97ZM102 206V207H101ZM181 206H183V208L181 207ZM186 206V207H185ZM202 206V207H201ZM83 207V208H82ZM122 207V209H120V208ZM123 207L124 208H128V210H126V209H123ZM161 207H163L162 209H161ZM178 207H179V209L181 208L182 210L181 211H179V209H178ZM92 208V207H91ZM117 208H119V210L117 211ZM98 209V210H97ZM165 209V210H164ZM122 212H121V211ZM123 210H125L124 212H123ZM163 210V211H162ZM2 211V212H1ZM127 211V212H126ZM182 211H183V213H182ZM185 211V212H184ZM199 211V212H198ZM93 212V213H94ZM117 214H116V213ZM201 212V213H200ZM71 213H73V212H71ZM99 213V215H97L99 218L100 217H103L102 216V214H101V212H98ZM128 213V214H127ZM130 213V214H129ZM166 213V214H165ZM185 213L187 214V216H185ZM200 213V214H199ZM73 214H76L75 212L73 213ZM97 213H95V215H96ZM116 214V215H115ZM132 214V215H131ZM135 214V215H134ZM180 214L182 215L181 217H180ZM79 215H80V217H79ZM78 216L76 215V217H79V218H75V220H78L79 219V221H80V219L82 220H84V218H82L81 217V214H79ZM101 215V216H100ZM129 215V216H128ZM163 215V216H162ZM171 215V216H170ZM197 215V216H196ZM199 215V216H198ZM71 216V215H70ZM70 216H68V218H70ZM132 216V217H131ZM196 216V217H195ZM97 217V218H98ZM129 217V218H128ZM131 217V218H130ZM135 217V218H134ZM137 217V218H136ZM161 217L162 218H164L165 220H166V223H165V220L163 219H161ZM166 217H168V218H166ZM194 218V220H193V218ZM201 219H200V218ZM98 218V219H99ZM110 218H111V220H110ZM113 218V219H112ZM135 220H134V219ZM181 218H182V221H181ZM97 219V223H99V228L98 227H96V229L98 230V229H100V227L102 228V226L104 225H101V222H100V219L98 220ZM139 219V220H138ZM177 219V220H176ZM185 219V220H184ZM187 219V220H186ZM198 219H199V222H198ZM262 219H264V217L262 218ZM58 220V219H57ZM74 220V221H75ZM183 220L185 221L184 223H183ZM60 221V220H59ZM74 221H73V223H74ZM117 221V220H116ZM163 221V222H162ZM139 222H141V225L139 224ZM142 222H144L143 224H142ZM171 222V223H170ZM102 223H104V222H102ZM109 225H108V224ZM146 223V225H144ZM147 223H148V225L149 226H147ZM164 225H166V226H164ZM139 225V226H138ZM161 225H163V228H165V229H163V228H161ZM178 225V226H177ZM181 226V228H179L180 226ZM193 225V224H192ZM196 225V226H197ZM144 226V229L142 228L141 229V227H143ZM169 226V227H168ZM184 226V227H183ZM199 226H197L198 228H200ZM5 227V228H4ZM150 227V228H149ZM173 227H174V229H173ZM179 228L178 229V233H176V229L177 228ZM138 228H140V229H138ZM170 228V229H169ZM172 228V229H171ZM5 229V230H4ZM71 226H70V228L68 227V231L67 230H65V233H63V235H61V236H63V238H64V241L67 239V237H68V239L65 241V243H63V244H67V246H68V244H70V242H69V240H72V238L71 237H73L74 235H71L72 234V232H71ZM96 229H94L95 230V232H96ZM116 229V230H115ZM133 229V230H132ZM137 229H138V231H137ZM7 230V231H6ZM133 232H132V231ZM140 230H142V232L140 231ZM144 230V231H143ZM153 230V231H152ZM164 230H165V232H164ZM175 230V231H174ZM198 229H196V231H197ZM200 230V229H199ZM5 231V232H4ZM9 231H11V232H9ZM14 231L16 232V230L14 229ZM18 231L21 233V235L18 233ZM82 231H83V234H82ZM93 231V229L92 230H90V231H84V230H80V233L81 234H78L79 236H81V238H82V241L84 242V240H86V244L84 243L83 244V242H82V245H85V247H86V249L89 251L88 252V255H91L90 257H92V254L91 253H94V251H95V247H96V245L98 244V234H95V235H97V237H95V235H94V231ZM121 231V232H120ZM126 231V232H125ZM147 231V232H146ZM152 231V232H151ZM176 233H174V232ZM183 231V230H182ZM263 231H264V227H263ZM26 232V233H25ZM37 232V231H36ZM35 231H34V233H36ZM69 232H71L70 234H69ZM90 232H92L91 234H90ZM114 232V233H115ZM129 232H131V233H129ZM163 232V233H162ZM7 233V234H6ZM10 233L12 234V235H10ZM66 233L67 234H69V236L68 235H66ZM129 233V235H127V234ZM141 233V234H140ZM149 233V235H147L146 236V234H148ZM166 233V234H165ZM167 233H169V235L167 234ZM18 234H19V236H18ZM27 234H28V236H27ZM40 234V233H39ZM47 234H49V233H46V234H44L43 236H45V235H47ZM51 234V233H50ZM86 234V235H85ZM171 234H173L172 236H170ZM4 235H5V238H4ZM6 235H7V237L8 236H11L10 237V239H9V237L7 238L6 237ZM41 235V234H40ZM143 235V236H142ZM153 235V236H152ZM192 235H193V237H192ZM261 235V234H260ZM18 236V237H17ZM60 236V237H61ZM66 238H65V237ZM78 236V237H79ZM85 236V237H84ZM86 236L88 237L87 239L89 240H87L86 239ZM90 236H91V238H90ZM117 236V237H116ZM138 236V237H137ZM142 236V237H141ZM147 237V238H144V237ZM150 236H152V237H150ZM176 236V237H175ZM190 236L192 237H190V239H188L187 241H185V240H183L185 243L183 244L182 242V244H183V246L185 247V246H187V249H186V247H185V250L186 251H191V253H193L194 252V255L195 254H198L199 253V251H197L196 250V248H195V246L193 247V244L195 245V243H194V233H191L190 234ZM21 239H20V238ZM24 237H26V238H24ZM39 237V236H38ZM46 237V236H45ZM53 237V238H52ZM56 237V238H55ZM122 237V238H121ZM140 237H141V239L142 238H144V239H142L143 240V242H141L142 240L140 239ZM162 237V238H161ZM259 237V236H258ZM257 237V238H258ZM261 237H263V235H261ZM20 239L19 241L20 242H22V244L20 245V242L17 240V241H15L14 239ZM23 238H24V240H23ZM29 238V239H28ZM33 238V237H32ZM52 238V239H51ZM54 238L57 240H55V242H53L54 241ZM59 238V237H58ZM62 238V237H61ZM61 238H60V242H61ZM71 238V239H70ZM97 238V239H96ZM139 238V239H138ZM153 238V240L151 241L150 240V243H152V244H150L149 243V239H152ZM159 238L162 240V241H165V239H166V242H167V244L166 245H168L169 247L167 248L166 247V245L161 241V240H159ZM84 239V240H83ZM94 241H93V240ZM168 239V240H167ZM262 239V238H261ZM0 240V241H1ZM7 240H9L8 242H7ZM23 240V241H22ZM26 240V241H25ZM32 240V241H31ZM53 240V241H52ZM98 240V241H97ZM147 241V243H146V241ZM173 240V241H172ZM255 240H257V239H255ZM254 240V241H255ZM259 238H258V243H259ZM14 241V242H13ZM25 241V242H24ZM28 241V242H27ZM30 241V242H29ZM97 241V244L95 243ZM105 241V240H104ZM141 242V245H143V244H146L147 245V247H149V245H151V246H154V244H155V246L154 247H150V249H152V250H150V252L148 251V252H146V250H148V248L146 249V248H143L142 246L140 247V242ZM154 241V242H153ZM162 243H161V242ZM172 241V242H171ZM189 241H192L191 243L189 242ZM257 241H255L256 242V244H257ZM17 242L19 243L18 245H17ZM33 242V243H32ZM52 242V243H51ZM58 242V243H57ZM145 242V243H144ZM254 242V243H255ZM16 243V244H15ZM23 243H25V245L23 244ZM28 245H27V244ZM42 244L41 246H40V244ZM102 243H103V241H102ZM138 243V244H137ZM143 243V244H142ZM188 243V244H187ZM29 244H31V245H29ZM37 244V245H36ZM39 244V245H38ZM52 244H54V245H56L55 247H54V245H52ZM58 244H60V246L58 245ZM95 244V245H94ZM119 244V245H118ZM121 244H123V245H121ZM157 244L160 246L159 248H157L158 246H157ZM161 244L162 245H164V246H161ZM87 245V246H86ZM89 245V246H88ZM94 246V248H93V246ZM191 245V246H190ZM0 246H2L1 245V242H0ZM21 246V247H20ZM30 246V247H29ZM33 246V247H32ZM36 246V247H35ZM46 248V249H44V247ZM50 246H52V248L50 247ZM60 247V248H58L57 249V247ZM70 246V245H69ZM92 246V247H91ZM123 246V248H125ZM139 246V247H138ZM89 247V248H88ZM133 249H132V248ZM158 249H156V248ZM189 247H190V249H189ZM29 248H30V250H29ZM37 248V249H36ZM47 248H48V250H47ZM51 248V249H50ZM154 248V249H153ZM162 248V249H161ZM164 248V249H163ZM169 248H171V249H169ZM193 248V249H192ZM20 249V250H19ZM27 249H28V251H27ZM38 249H40V250H38ZM130 249H131V251H130ZM138 249V250H137ZM143 249V250H142ZM145 249V250H144ZM155 249H156V252H155ZM181 249V248H180ZM24 250H26V252H28V253H26ZM35 250H37V251H35ZM56 254V255H58V256H55V254L52 252V251ZM57 252H55V251ZM94 250V251H93ZM132 250H135V251H132ZM141 250V251H140ZM161 250V252H159ZM182 250V249H181ZM34 251V252H33ZM154 251V252H153ZM48 252V253H47ZM60 252V253H59ZM64 252V253H63ZM159 252V253H158ZM48 255H47V254ZM61 253H63V254H61ZM90 253V254H89ZM148 253H150V255L148 254ZM178 253V254H177ZM52 254H54V256L52 255ZM60 254V255H59ZM67 254V253H66ZM65 254V255H66ZM145 254V255H144ZM154 254V255H153ZM62 255V256H61ZM158 255H161V256H159L158 257ZM167 255V256H166ZM176 255V256H175ZM199 255V254H198ZM194 256V258L196 259L195 261L197 262H199L198 264H200V261H199V259L201 258L200 257V255L199 256ZM150 256H152V257H150ZM163 256H166L165 258L163 257ZM169 256V257H168ZM50 257V258H49ZM52 257H53V259H52ZM58 257V258H57ZM89 257V256H88ZM89 257V258H90ZM161 257V258H160ZM164 259H163V258ZM60 258V259H59ZM64 258V259H63ZM89 258H87L86 259V264H87V262H89V264L91 263V264H93L94 262H92L91 260H95L94 259V257H92L93 259H91V260H88ZM55 259V260H54ZM59 259V260H58ZM64 260V262L62 261V260ZM69 259V260H68ZM149 259V260H148ZM160 259V260H159ZM163 259V260H162ZM198 259V260H197ZM53 260H54V262H53ZM57 260V261H56ZM159 260V261H158ZM162 260V261H161ZM45 261H46V259H45ZM57 263H56V262ZM164 261V262H163ZM49 262H48V264H49ZM63 262V263H62ZM68 262V263H67ZM96 262V261H95ZM95 264V263H94ZM229 264V263H228Z\"/></svg>",
	"mask_w": 264,
	"mask_h": 264
},
{
	"label": "bare ground",
	"instance_id": "6f19581e",
	"mask_svg": "<svg viewBox=\"0 0 264 264\" xmlns=\"http://www.w3.org/2000/svg\"><path fill=\"white\" fill-rule=\"evenodd\" d=\"M6 1V0H5ZM19 2V0H16V2ZM22 1V3H19L18 5L19 6H21L20 8H19V11H20V13L24 16H22L20 13V15H18V16H16L14 13H15V11L13 10V8H12V10H11V3L10 4H7V3H5V4H7V5H10V7H9V10H11V12H12V14H14L16 17H17V19L20 21L21 19H22V17L23 18H25V20L24 21H20V23H19V28H20V26H21V24H22V27L24 26V27H27V25L28 24H30V26H31V29L34 27V30L33 31H35V29H38V26L40 27L41 25H43L42 23H39L38 22V26H36V23H35V21H37V18H35V15H34V13H35V9H32L33 7H31L30 6V2L28 3V0H21ZM42 1V0H41ZM47 1V0H46ZM60 1V0H59ZM58 0H57V2H59ZM68 1V0H67ZM150 2L149 3H151L152 2V6L153 5H155L156 7H158L159 5H162V3H163V1L164 0H149ZM167 1V0H166ZM201 0H199L198 2H200ZM202 1H204V0H202ZM201 1V2H202ZM206 1V0H205ZM205 1L203 2V3H205ZM209 1V0H208ZM212 1H215V0H212ZM211 1V2H212ZM224 1V0H223ZM232 1H234V0H232ZM237 2H235V4H233V3H231V4H227L226 6H225V8H224V12H222L223 14H224V16L226 15V16H228V17H226L224 20H225V22H226V24H225V26H224V29H225V32L224 33H222L223 34V36H224V40H222V45H223V48L225 47V52L224 53H226V54H224V55H226V58L225 59H223L222 58V61L221 62H223L222 64H218V65H224V66H226V67H228L231 71H232V73H231V75L233 74V76H235V75H240V77H241V80H242V77H243V81H244V85H248V90H250V89H253V88H251V84L253 83V79H252V77H255V76H252L250 73H252V71L251 70H256V68L258 69L259 67H258V65H259V62H258V60H260V62H261V60H263L262 58L261 59H257V61L255 62L256 64H257V62H258V64L257 65H255L254 63V69L252 68L253 67V65H250V64H245L244 65V63H243V60L245 61L246 59H242L244 56H242V54H244L245 55V57H247V59L249 58V59H256L258 56H261V55H263V53L262 54H259V52L261 53V51H259V47H258V43H260V42H258L257 41V44L254 42V40L256 41V39L258 40V38H256V36L258 35L257 34V32L258 33H260L261 34V37H263L264 38V27H259L260 26V24H258L259 26H256L255 25V22H254V20H253V16L255 15V14H259L261 11H262V13L264 12V7H263V5H264V0H236ZM15 2V3H16ZM17 2V3H18ZM37 2H40V1H37ZM51 2L52 3H54L52 0H51ZM107 2H108V0H107ZM112 1H110V3H111ZM210 2V3H211ZM13 3H14V1H13ZM12 3V4H13ZM16 3V4H17ZM62 2H59V8H61V6H60V4H61ZM63 3L65 4V6H66V4L67 3H65L64 1H63ZM109 3V2H108ZM154 3V4H153ZM165 4H166V2H164ZM164 3H163V5H164ZM168 3V2H167ZM215 3H217V2H215ZM261 4L260 6L259 5H257V4ZM1 4H3V2H1ZM16 4H13L14 6L16 5ZM42 6H40V8L39 7H37L36 9L39 11V12H41V11H44V9H45V6H47V5H45L46 4V2L44 3V5H43V2L42 3H40ZM48 4V3H47ZM57 4H55V5H57ZM263 4V5H262ZM18 5H16V6H18ZM50 5V3L48 4V6ZM111 5V4H110ZM113 5V4H112ZM117 5V4H116ZM158 5V6H157ZM162 5V6H163ZM192 5V4H191ZM205 5V4H204ZM233 5H235V6H233ZM238 5V6H237ZM5 6V5H4ZM15 6V7H16ZM36 6V5H35ZM53 6V5H52ZM63 6V5H62ZM155 6H153L154 8H155ZM162 6H160V7H158V9L159 8H161V9H159V11L161 12V13H158V10H157V13H158V17H159V19H157L158 21H159V23L160 22H162L161 24H166L167 23V25H170L171 26V23L175 20H173V21H171L170 20V18L172 17V15L170 16V14H169V11L168 10H170L169 8H167L168 10H166V8H163L162 9ZM165 6V5H164ZM163 6V7H164ZM3 7V6H2ZM50 7V6H49ZM57 7V6H56ZM64 7V6H63ZM62 7V8H63ZM110 7V6H109ZM194 7H195V5H194ZM193 7V9H195ZM221 7V6H220ZM231 7L233 8V7H235V8H233V10L231 9ZM263 7V8H262ZM35 8V7H34ZM61 8V9H62ZM1 9H3V8H1ZM69 9V8H68ZM191 9V8H190ZM231 9V10H230ZM4 10V9H3ZM8 10V11H9ZM31 10H33V11H31ZM59 10V9H58ZM64 10V9H63ZM63 10H60L61 11V13H62V11ZM5 11V10H4ZM59 11V12H60ZM65 12H67L68 13V11H66V10H64ZM171 11V10H170ZM3 12V11H2ZM10 12V13H11ZM45 12V11H44ZM50 12V11H49ZM72 12V11H71ZM173 11H171V13H172ZM221 12V11H220ZM4 13V12H3ZM43 13V12H42ZM61 13H59V14H61ZM95 13V12H94ZM199 17H200V19H203L204 18V14H203V12H195ZM209 13V12H208ZM18 14V13H17ZM36 14H38V13H36ZM48 14V13H47ZM51 14V13H50ZM49 14V15H50ZM73 14H76V13H73ZM124 14H125V12H124ZM160 14H162V16L160 15ZM173 14V13H172ZM189 14H190V12H189ZM221 14V13H220ZM2 15V14H1ZM1 15H0V17H1ZM13 15V16H14ZM45 15V14H44ZM62 15H63V17H64V15H66V14H63L62 13ZM161 17H160V16ZM196 15V16H197ZM209 15V14H208ZM229 15H233L232 17H229ZM260 15V14H259ZM262 15V14H261ZM264 15V14H263ZM6 16V15H5ZM31 16L33 17V18H31ZM39 16V14L37 15V17ZM43 16V15H42ZM68 16H69V14H68ZM67 15H66V17H65V19L67 20V17H68ZM79 16H81V15H79ZM110 16V15H109ZM135 16V15H134ZM235 16V17H234ZM2 17H3V15H2ZM62 17V16H61ZM62 17V18H63ZM74 17H78V16H74ZM104 17H106V16H104ZM138 17H140V16H138ZM144 17V16H143ZM174 17H176V16H174ZM173 17V18H174ZM210 17H211V15H210ZM234 17V18H233ZM236 17H238V18H236ZM261 17V16H260ZM40 18V17H39ZM42 18V17H41ZM49 18V17H48ZM57 18V17H56ZM70 18V17H69ZM68 18V19H69ZM109 18V17H108ZM126 18H127V16H126ZM160 18L162 19V20H160ZM213 18V17H212ZM227 18H228V20H227ZM233 19V20H236V22L235 21H233V22H235V23H237L238 24V30H241L242 28H244L243 26H242V23L244 22V21H246V22H244V24L246 23H248V25L250 24V22H252V24H253V22H254V25L256 26H254V25H252V24H250L251 26H249V28L247 27V26H245L247 29H245V32H243L244 30H241V31H236L235 29H236V27L235 26H237L236 24H235V26L233 27V22H231V19ZM3 18H1V20H2ZM16 19V18H15ZM14 19V20H15ZM34 19H35V21H34ZM57 19H59V18H57ZM78 19H80L79 17H78ZM90 19V18H89ZM106 19V18H105ZM116 19V18H115ZM118 19H120V18H118ZM147 19H148V17H147ZM188 19H190V18H188ZM194 19V18H193ZM197 19V18H196ZM199 19V18H198ZM263 19H264V17H263ZM13 20V21H14ZM56 20V19H55ZM66 20H64V21H66ZM71 20V19H70ZM77 20V19H76ZM76 20H74L75 22H73V24L75 25H78V26H73V27H71V31H70V39H68L67 37H65V33L64 34H61L59 37H61L62 38V35H63V37H65V38H67V39H65L66 40V42L68 41V43H66L65 41H62V43H61V38H57V35H55V33H53L54 35H55V37L53 36V34H51V32H49L51 35L49 36V34H48V36H49V39H58L57 41L60 43H58L60 46L58 47V46H56V49H57V47H58V49H60L61 50V52L63 51V55H64V52H66V53H68V54H66L65 53V55H64V57L61 59L62 61H63V63H66L67 65H69L71 68L70 69H73L74 70V74H73V70H72V73L71 74H73L74 75V77H73V75H71L72 76V78L74 79L75 77L79 80H75L74 82L77 84V85H80L81 86V84L82 85H84V86H81V87H86L85 89H88V91L90 92V93H92V94H98L97 92L100 90V82H101V80L100 79H97L96 81H98V84H99V86H96V84H94V82L95 83H97L96 81H93V80H95L94 78L92 79V81L90 80V78L88 79L87 78V71H86V76H85V73H83L82 71H84L83 70V68L81 69V62L79 61L80 59H81V57H79V56H75L77 53L76 52H74V53H72L71 55H70V53L68 52L69 50L70 51H77V52H79V54H86V53H88V51L90 52V48H91V46H90V44H88V43H90V42H86V41H83V43H82V39H81V37H83V36H80L81 34H80V30H83V28L85 27V25H84V23H82V22H80L79 20V22H77ZM107 20V19H106ZM109 20H111V19H109ZM171 22H170V21ZM259 20V19H258ZM12 21V23H9L10 24V28H12V30H13V28H14V31L13 32H15L16 34H17V37H18V33L17 32H19L18 30H19V28H17V26H16V24H14L15 22H13ZM47 21V20H46ZM59 21V20H58ZM73 21V20H72ZM72 21H71V23H72ZM114 21V20H113ZM127 21V20H126ZM129 21V20H128ZM139 21V20H138ZM192 21V20H191ZM190 21V22H191ZM195 21V20H194ZM204 21V20H203ZM260 22H261V20H259ZM32 22H34L35 24V26H32ZM41 22V21H40ZM69 23L70 21H66L65 23ZM104 22V21H103ZM129 22H131V21H129ZM174 22H176V21H174ZM173 22V24H174V27L177 29V31H178V33L180 34V35H182L181 37H183L184 36V38L186 37L187 38V40H189V39H192V38H195V37H193L192 35H195V36H198V35H196L197 33H194V34H189V32H190V30H191V32H194V29L192 28V29H188L189 30V32H187L186 31V28H184L183 26H186V25H183L182 26V24L180 25V24H177V22L176 23H174ZM201 22V21H200ZM207 22V21H206ZM58 23V22H57ZM64 23V24H65ZM78 23V24H77ZM107 23V22H106ZM109 23H110V21H109ZM112 23V22H111ZM117 23V22H116ZM143 23V22H142ZM179 23V22H178ZM181 23V22H180ZM205 23V22H204ZM208 23V22H207ZM4 24V22L3 23H1L0 25H3ZM16 26H14V25ZM25 24V25H24ZM41 24V25H40ZM127 24V23H126ZM146 24V23H145ZM172 24V25H173ZM188 24V23H187ZM190 24V23H189ZM193 24V23H192ZM194 24H195V22H194ZM216 24V23H215ZM230 24L232 25V26H230ZM245 24V25H246ZM11 25L13 26V27H11ZM69 25H70V23H69ZM125 25V24H124ZM240 25V26H239ZM4 26V25H3ZM3 26H1L2 28H4ZM29 26V25H28ZM56 26V25H55ZM114 26V25H113ZM123 26V25H122ZM136 26V25H135ZM148 26V25H147ZM190 26V25H189ZM200 26V25H199ZM223 26V25H222ZM262 26H263V23H262ZM22 27H21V30H23L22 29ZM36 27V28H35ZM43 26H41L40 28V30H41V32H36V34L37 33H41V34H39V35H43L42 36V39L43 38H47L46 37V34H44V32H46L45 30H44V27L42 28ZM81 27H83L82 29H80ZM144 26H142V28H143ZM168 27V26H167ZM188 27V26H187ZM195 27V26H194ZM201 27V26H200ZM234 28V30L237 32V34L236 35H239L238 34V32H242V33H244V34H241L240 33V35H243V37L245 38V41H241V39H240V37L239 36H237V38H238V40H239V42H237V41H234V43L236 44H234L233 42V44H234V48L233 47H231V45H230V39L232 38V33H231V30H233V29H230V28ZM251 27H254V28H251ZM257 27H259L258 28V30H257ZM2 28L0 29V30H2ZM15 28H17L16 30H15ZM30 28V27H29ZM28 28V29H29ZM46 28V27H45ZM48 28V27H47ZM52 28V27H51ZM54 28H57V27H54ZM54 28H53V30H54ZM67 28V27H66ZM141 28V29H142ZM171 28V27H170ZM173 28V27H172ZM174 28V30L173 29H170V30H173L174 31V33H177V32H175V29ZM202 28H203V26H202ZM217 28V27H216ZM241 28V29H240ZM25 29V28H24ZM27 29V28H26ZM30 29V30H31ZM50 29V28H49ZM146 29V28H145ZM199 29V28H198ZM222 29H223V27H222ZM256 29V30H255ZM6 29H3L2 30V32L0 31V55H1V57L3 56V55H7V53L8 54H10L9 56H10V61H14V57L13 58H11V53L9 52V51H7V44H8V42H7V39H5L6 38V36H7V32L5 31ZM20 30V31H21ZM48 30V29H47ZM53 30H50V31H53ZM56 31H58L57 29H55ZM62 30V29H61ZM137 30V29H136ZM205 30V29H204ZM218 30V29H217ZM233 30V31H234ZM3 31H4V34H3ZM33 31H30V34H31V32H33ZM37 31V30H36ZM95 31V30H94ZM143 31V30H142ZM197 31H199V30H197ZM201 31V30H200ZM211 31V30H210ZM215 31V30H214ZM219 31V30H218ZM5 32H6V34H5ZM64 32V31H63ZM140 32V31H139ZM146 32H147V30H146ZM145 32V30H144V33H143V38H144V34L146 33ZM169 32H172V31H169ZM27 33V32H26ZM61 33V32H60ZM200 33V32H199ZM205 33V32H204ZM221 33V32H220ZM56 34H59V33H57L56 32ZM148 34V33H147ZM171 34H173V33H171ZM179 34H178V36H179ZM201 34V33H200ZM213 34H214V32H213ZM217 34V33H216ZM235 34V33H234ZM259 34V35H260ZM6 35V36H5ZM24 34H21V36L19 35V38H18V42H19V39H23V40H25L24 38H22V36H23ZM28 36H29V33L27 34ZM45 35V36H44ZM95 35V34H94ZM141 35H142V33H141ZM215 35V34H214ZM232 35V36H231ZM258 35V36H259ZM5 36V37H4ZM25 36V35H24ZM66 36H68V35H66ZM92 36V35H91ZM174 36H175V34H174ZM192 36V38H190V37ZM222 36V37H223ZM30 37H31V35H30ZM39 37H41V36H39ZM51 37V38H50ZM53 37V38H52ZM146 37H147V35H146ZM180 37V36H179ZM199 37V36H198ZM204 37V36H203ZM206 37V36H205ZM209 37V36H208ZM214 37V36H213ZM217 37H219V36H217ZM242 37V38H243ZM260 37V36H259ZM149 38V37H148ZM186 38H185V40H183L184 42L185 41H187L186 40ZM215 38V40H217L216 42H218L219 40L218 39H220V38H218V39H216V37H214ZM237 38H234L233 37V39H237ZM254 38H256V39H254ZM32 38H30V44H32L33 42H32V40H31ZM88 39V38H87ZM91 39V38H90ZM200 39V38H199ZM203 39V38H202ZM208 39V38H207ZM212 39V38H211ZM232 39V40H233ZM4 40H6L5 42H4ZM26 40H27V38H26ZM92 40H93V38H92ZM146 40V39H145ZM151 40H152V38L150 39V43H151ZM193 40V39H192ZM206 40V39H205ZM214 40V39H213ZM47 41V40H46ZM89 41H91V40H89ZM147 41V40H146ZM195 41H196V39H195ZM207 41V40H206ZM260 41V40H259ZM148 43H149V41H147ZM181 42V41H180ZM189 42H192V41H189ZM210 42V41H209ZM213 42V41H212ZM210 43L209 45H211V46H215V44H213V43ZM215 41H214V43H216ZM225 42V43H224ZM230 42V43H229ZM241 42L243 43V44H241ZM20 43V42H19ZM49 43H50V40H49ZM54 43H55V41H54ZM54 43H52V41H51V46H54ZM93 43V42H92ZM91 43V44H92ZM143 44H145V42H142ZM179 43V42H178ZM186 43V42H185ZM188 43V42H187ZM201 43V42H200ZM202 43H204V42H202ZM207 43V42H206ZM206 43H205V45H206ZM219 43V42H218ZM245 43V44H244ZM21 44V43H20ZM24 44H27V43H25V42H23V44H21L20 46H22L23 47V45ZM30 44L28 43V45H27V48L25 49V50H23L24 49V47L26 46V45H24V47H23V52H21V54L19 55L20 57V59H22L21 57H23V59L22 60H24V59H26V60H24V63L25 64H27V61H29L28 63H30V60H33V62H36L37 60L38 61H40V58H44V56H43V54L41 55V53H43V52H41L39 49L37 50V51H40L39 53H40V57H39V53H38V58L39 59H37L36 61H35V59H34V57L32 56V53H31V55H29V53L33 50L32 49V46H30ZM53 44V45H52ZM55 44H57V42L55 43ZM213 44V45H212ZM219 44H221V43H219ZM218 44V46L220 47V45ZM224 44H225V46H224ZM248 44V45H247ZM261 44V43H260ZM6 45V46H5ZM97 45H98V43H97ZM230 45V49H229V46ZM93 46H95V45H93L92 44V47ZM99 46V45H98ZM144 46H146V45H144ZM147 46H148V44H147ZM188 46V45H187ZM210 46V47H211ZM213 46V47H214ZM250 47V48H248V47ZM263 46V45H262ZM9 48H8V50H10V46H8ZM47 47V46H46ZM55 47V46H54ZM52 48V49H54L55 50V48ZM97 47V46H96ZM216 47V46H215ZM222 47V46H221ZM148 48H149V46H148ZM151 48V47H150ZM187 48V47H186ZM218 48V47H217ZM216 48V49H217ZM233 48V49H232ZM249 50H248V49ZM32 49V50H31ZM108 49V48H107ZM142 49H144V47L142 48ZM210 49V48H209ZM246 49L249 51V52H247V53H250V57H249V55L248 56H246ZM261 49V48H260ZM263 49V48H262ZM97 50V49H96ZM102 50V49H101ZM146 50H148V51H150V49H147V48H145L144 49V53L146 52ZM205 50H206V47H205ZM213 50V49H212ZM215 50V49H214ZM221 50H223V49H221ZM7 51V52H6ZM57 51H59V50H57ZM141 51H143V50H141ZM147 51V52H148ZM259 51V52H258ZM100 52V51H99ZM108 52V51H107ZM191 52H192V50H191ZM207 52H208V49H207ZM211 52V51H210ZM209 52V53H210ZM217 52H219L220 54H221V52H220V49H219V51H217ZM263 52V51H262ZM23 53H24V55H23ZM109 53V52H108ZM193 53H194V51H193ZM223 53V52H222ZM231 53H233L234 55V57L232 56V58H230V54ZM197 54V53H196ZM200 54V53H199ZM203 54V53H202ZM217 54L218 53H216V54H213V55H215V56H217ZM259 54V55H258ZM5 55V56H6ZM88 55V54H87ZM93 55V54H92ZM147 55V54H146ZM151 55V54H150ZM219 55V54H218ZM222 55V54H221ZM221 55H219V56H221ZM4 56V57H5ZM8 56V57H9ZM26 56H28V58H26ZM33 58H32V57ZM42 56V57H41ZM69 56V57H68ZM70 56H73V57H70ZM75 56V57H74ZM86 56V55H85ZM100 56V55H99ZM98 56V57H99ZM194 56V55H193ZM215 56H214V59H215ZM240 56H242V58H240ZM80 58V59H78V58ZM199 57V56H198ZM201 57V56H200ZM223 57V56H222ZM262 57V56H261ZM7 58V57H6ZM30 58V59H29ZM94 58V59H93ZM97 57H91V56H88V69L90 70L91 68H92V70L91 71H93V72H96V70H97V67L96 66H98V62H100V61H98V59H96ZM102 58V57H101ZM106 58V57H105ZM203 58V57H202ZM201 58V59H202ZM205 59H206V57H204ZM210 58V57H209ZM259 58V57H258ZM204 59V60H205ZM213 59V58H212ZM217 59H219V57H217ZM221 59V58H220ZM220 59H219V62H220ZM16 60V59H15ZM22 60H20V61H22ZM102 60H104V59H101V61ZM19 60H18V57H17V62H18ZM18 62V63H22V62ZM37 61V62H38ZM51 61H53V60H51ZM51 61H49L48 60V62H46V60H43V62L42 61H40L41 62V64L43 63V67H45V65H44V62H45V64L47 63V65H48V67H46V69H48L49 70V68L51 69L53 66V68L55 69V70H57V73L59 74V70L58 69H56L57 68V64H55V62H53V64L52 63H49V62H51ZM81 61H82V59H81ZM87 61V60H86ZM194 61V60H193ZM196 61H200V60H196ZM195 61V62H196ZM83 62V61H82ZM104 62H106V61H104ZM103 62V63H104ZM202 62V61H201ZM201 62H196V63H198V64H202ZM209 62V61H208ZM212 62H213V60H212ZM248 61H246V63H247ZM251 62V61H250ZM11 63V62H10ZM49 63V64H48ZM206 63H207V61H206ZM211 63V62H210ZM252 63V62H251ZM25 64H22L21 66H20V68H19V70L21 69V67L23 66V67H25L24 69H23V67H22V69H23V73H22V71H19L18 69H15V66H14V63H13V66H11L7 61L6 62H4V61H0V75L1 74H3V76H5V77H7L8 78V80L10 81V82H12V84L14 85H9L10 83H9V81L8 80H6V81H0V106H1V104H2V106H1V108L3 107V108H5L4 107V105L6 104V103H10V101L8 100L9 99V94H16V90H13V87H15V85H17V84H20V86H23L24 88H26V87H29V86H35V85H33L34 83H33V81L34 82H36L35 80L37 79H39L37 76H36V78H32L34 75H37L38 73H39V71H38V73H36V74H34V71L32 70V63H30L29 65H25ZM40 64V63H39ZM51 64V65H50ZM83 64V63H82ZM87 64V63H86ZM86 64H83L82 66H84V68H85V65ZM261 65H263L262 63H260ZM18 65V64H17ZM31 65V66H30ZM35 65V64H34ZM46 65V66H47ZM61 65H64V67L66 66L65 64H62L61 63ZM103 65V64H102ZM207 64H204L203 63V65H201V67H200V73H197L198 75L200 74V76L202 77V80H205L206 79V81L204 82L203 81V83H205L204 84V86H206V83L208 84L207 85V88L208 87H210L211 88V90H213L214 92H215V95L219 98V97H226V98H231V96L228 94V96H227V91H229L230 90V87L232 86V85H230V80H228L229 82L228 83H225V81L224 82H220V84H217L216 83V80H214L213 79V77H214V75H213V77L211 76V75H208V73H210V71L208 70V68H207V66H206ZM208 65H209V63H208ZM260 65V66H261ZM29 67V69H26V67ZM91 66V68H89ZM195 66H198V65H195ZM211 66H212V64H211ZM214 66H216V65H214ZM223 66V67H224ZM243 66H245V67H247V69H248V71L246 70V68H245V71H247V75L245 74L244 75V73H245V71H243ZM14 67V68H13ZM18 67H19V65H18ZM56 67V68H55ZM63 67V66H62ZM67 67V66H66ZM208 67H210V65L208 66ZM213 67V66H212ZM96 68V69H95ZM193 68H194V66H193ZM199 68V67H198ZM233 70H232V69ZM250 68V69H249ZM263 68H264V66H263ZM14 69V70H13ZM21 69V70H22ZM27 71H26V70ZM54 69H52V71H53V73H54ZM178 69V68H177ZM215 69V68H214ZM218 69H219V67H218ZM221 70H225V69H222V68H220ZM261 68H259V70H260ZM28 70H30V71H28ZM102 70V69H101ZM180 70V69H179ZM217 70V69H216ZM255 70H254V73H255ZM24 71H25V73H24ZM32 71H33V74H32ZM91 71H89V73H91ZM98 71V70H97ZM115 71V70H114ZM198 71V70H197ZM28 73V74H27ZM43 70H42V75H43ZM52 73V74H53ZM55 73H56V71H55ZM54 73V74H55ZM88 73V74H89ZM98 73H100V71H98ZM106 73H107V71H106ZM212 73H216V71H211V74ZM224 73H225V71H224ZM226 73H227V71H226ZM225 73V74H226ZM257 73H258V70L256 71V74H254V75H257ZM27 74V75H26ZM32 74V75H31ZM40 74H41V71H40ZM40 74H39V76H40ZM47 73L45 72V75H46ZM54 74H53V76H51V78L54 80ZM61 74V73H60ZM58 75L57 77H56V75H55V77L57 78V80H59V81H55V83L54 84H52V85H54V87L55 86H57L56 88H57V91L59 90H61V89H63V90H61V91H63V92H65V93H67V94H69L72 90H70L69 89V84L67 85V83L69 82V81H67L66 79H65V76L64 75ZM104 74H105V71H104ZM113 74H115V73H113ZM112 74V75H113ZM220 74V70H219V73H218V75ZM223 74V73H222ZM259 74V73H258ZM30 75L32 76L31 78L33 79H30V78H27V77H30ZM44 75V76H45ZM65 75H66V73H65ZM93 75H94V73H93ZM93 75H91L92 77H93ZM98 75V74H97ZM101 75V74H100ZM130 75V74H129ZM216 75V74H215ZM61 76H63L64 77V81H62L63 80V77H62V80H60L61 78ZM90 76V75H89ZM95 76V75H94ZM200 76H199V78H200ZM221 76V75H220ZM219 76V77H220ZM4 77V78H5ZM35 77V76H34ZM42 77V78H41ZM40 78L42 79V81H41V85H43L44 84V88H46L47 87V83H46V81L47 82H50L49 84H51V82L53 83L54 81L50 78V79H47V80H45L46 79V77H47V75L45 76V77H43V76H41ZM99 76H97L96 78H98ZM111 77V76H110ZM219 77H218V79H219ZM223 77H224V75H223ZM222 77V78H223ZM228 77V76H227ZM236 77V76H235ZM45 78V79H44ZM60 78V79H59ZM104 78V77H103ZM112 78V77H111ZM129 78V77H128ZM198 78V77H197ZM234 78V77H233ZM259 78V77H258ZM35 79V80H34ZM229 79H230V75H229ZM260 79H261V81H262V78L260 77ZM259 79V80H260ZM0 80H3V78H2V75H1V78H0ZM66 80V81H65ZM100 80V81H99ZM110 79H108V81H109ZM131 80V79H130ZM38 81H40V80H38ZM44 81V82H43ZM102 81H104V80H102ZM105 81H107V80H105ZM121 81V80H120ZM188 81V80H187ZM231 81H232V79H231ZM235 82H236V80H234ZM238 81V80H237ZM256 81V80H255ZM260 81V82H261ZM42 82H43V84H42ZM57 82H59V83H57ZM63 82L65 83V84H63ZM79 82H81V83H78ZM111 82V81H110ZM233 82V81H232ZM260 82H259V84H260ZM37 83V82H36ZM35 83V84H36ZM57 83V84H56ZM106 83H108V82H106ZM105 83V84H106ZM119 83V82H118ZM202 83V84H203ZM225 83V84H224ZM238 83V82H237ZM236 83V84H237ZM242 83V82H241ZM258 83V82H257ZM56 84V85H55ZM58 84H63V85H67V87L66 86H60V85H58ZM97 84V85H98ZM135 84V83H134ZM139 84V83H138ZM180 84V83H179ZM186 84V83H185ZM199 84H201V83H199ZM229 84V85H228ZM240 83H238L237 84V86L238 87H236V90H234L233 88H231V89H233V91L235 92V94H236V98L235 97H233V98H235V99H230V101L228 102V104H230V105H228L227 104V102H226V104H225V101L223 102V100H221L222 101V103H224L225 105H228V106H230V107H228L227 106V108H229L230 109V111L231 112H233V113H235V114H231V116L232 115H235V118H236V120L238 119V120H241V123H240V128L242 129H244V127H246V129H247V127L248 128H250L251 130L253 129V130H255V129H258V130H260V131H258V133L257 134H263L264 133V95H263V92H264V90H262V94H260L261 92H260V90L258 91V92H260V93H257V90H256V87H257V84H254V85H256L255 86V91H256V94L254 93V95L253 96H251L250 95V93H249V96H245L243 93H241L240 92V88H242L240 85H239ZM94 85H95V87H94ZM102 85H104V83L102 84ZM101 85V86H102ZM122 85V84H121ZM126 85V84H125ZM262 85V84H261ZM10 86H12L11 88H10ZM46 86V87H45ZM58 86H60V87H58ZM80 86H78V87H80ZM112 86V85H111ZM117 86V85H116ZM129 86V85H128ZM133 86V85H132ZM184 86V85H183ZM230 86V87H229ZM236 86V85H235ZM62 87V88H61ZM80 87V88H81ZM106 87V86H105ZM109 87H110V85H109ZM166 87V86H165ZM188 87V86H187ZM55 88V89H56ZM58 88H60V89H58ZM64 88H66V89H68V90H65ZM111 88V87H110ZM113 88V87H112ZM115 88V87H114ZM120 88V87H119ZM118 88V89H119ZM127 88V87H126ZM136 89H137V87H135ZM261 88V86L259 87V89ZM263 88V87H262ZM261 88V89H262ZM47 89V88H46ZM104 89V88H103ZM131 89V88H130ZM188 89V88H187ZM243 89H244V86H243ZM70 90V92H68ZM117 90V89H116ZM120 90V89H119ZM124 90V89H123ZM128 90V89H127ZM2 91H5L4 92V94L3 93H1ZM7 91H9L8 93H7ZM58 91V92H59ZM87 91V92H88ZM179 91V90H178ZM210 91V90H209ZM213 91H210L211 93L213 92ZM231 91V90H230ZM229 91V92H230ZM233 91H231V92H233ZM253 91V90H252ZM72 92H74V94H77V92L76 91H72ZM71 92V95H74L73 93ZM76 92V93H75ZM113 92H115V91H113ZM112 92V93H113ZM119 92H121L122 93V91L120 90ZM129 92H131V91H129ZM183 92V91H182ZM234 92L232 93V94H234ZM246 92V91H245ZM244 92V93H245ZM18 93V92H17ZM126 93V92H125ZM147 93H148V91H147ZM11 94V95H12ZM81 93H79L78 95H74V96H71L70 94H69V99L68 100H70V97H71V101L75 98V97H80L81 95H80ZM114 94V93H113ZM128 94V93H127ZM246 94V93H245ZM5 95V96H4ZM16 95H18V94H16ZM89 95V94H88ZM87 95V96H88ZM121 95V94H120ZM124 95V94H123ZM142 95V94H141ZM83 96V95H82ZM81 96V98H80V101H79V98L78 99H76L75 98V100H73V103H72V109H73V106H75L76 107V110H78V112L77 111H71V109H69L68 108V106L67 105H70V101L68 102V104H66V105H64V104H62L61 106L60 105H58V106H60V108L59 109H57V110H59V111H61L62 113L64 112H66V114L67 115H63V117H65V119H63V117H61L63 120H64V122H63V120H62V122H59V124L60 123H62V124H60L59 126L60 127H58L59 128V130L61 131V130H63L62 128H64V124L66 123L65 122V120L66 121H68L69 123L70 122H72L71 124H73V125H71V126H74V127H79V125H80V127L78 128V130H80V128H81V131H85V133H84V131H83V136L86 134L87 135V137H86V135L83 137L84 139H86V138H88V136H89V139L91 138V140H90V142H89V139L87 140L88 142H89V144L92 146L93 144L92 143H94V145L97 143V144H99V142H100V146L102 147V148H104V146H105V148L104 149H106L107 148V146H109V145H111V137H113V139H114V136H112L111 135V137L109 136V135H106V133H105V135L104 134H102V136H99V135H95V131L93 130V125H91L90 124V121L89 120H91V119H89L90 118V116L88 117V115L87 114H85V115H87V117L88 118H84L83 116H84V113L83 112H85V110L83 111V112H81L82 111V108H83V106L85 105V102H83V103H81L82 101H85L84 99L85 98H83ZM96 96V95H95ZM131 96V95H130ZM130 96H129V98H130ZM163 96V95H162ZM211 96H213V93L211 94ZM27 97V96H26ZM74 97V98H73ZM93 97H94V95H93ZM98 97V96H97ZM138 97V96H137ZM155 97V96H154ZM214 97V96H213ZM223 97H222V99H223ZM5 98H6V101H5ZM45 98V97H44ZM101 98V97H100ZM99 98V99H100ZM128 98V97H127ZM131 98H132V100H133V95L131 96ZM130 98V99H131ZM167 98V97H166ZM190 98V97H189ZM212 98V97H211ZM46 99V98H45ZM44 99V100H45ZM94 99V98H93ZM120 99V98H119ZM118 99V100H119ZM152 99V98H151ZM170 99V98H169ZM225 99V98H224ZM228 99H226V100H228ZM28 100V99H27ZM76 100H78V103H76V104H74L75 102H76ZM92 100V99H91ZM95 100V99H94ZM124 100V99H123ZM125 100H127L126 98H125ZM131 100V101H132ZM148 100H150V99H148ZM156 100V99H155ZM180 100V99H179ZM220 100V99H219ZM6 103H5V102ZM122 100H120L119 102H121ZM130 101V102H131ZM140 101V100H139ZM145 101V100H144ZM143 101V102H144ZM201 101V100H200ZM213 101V100H212ZM32 102V101H31ZM44 102H46L47 103V101H44ZM96 102V101H95ZM99 102V101H98ZM127 102V101H126ZM125 101H123V103H126ZM141 102H142V100H141ZM159 102V101H158ZM198 102V101H197ZM220 102V101H219ZM218 102V103H219ZM3 103H4V105H3ZM36 103V105L35 106H37V108L40 110L41 108L39 107L40 105H41V103H42V105H45L43 102H39V104L37 103V101H35L33 104H35ZM59 103V102H58ZM67 103V102H66ZM152 103V102H151ZM29 104H30V102H29ZM50 104V103H49ZM49 104H47L48 106H49ZM60 104V103H59ZM74 104V105H73ZM80 104L81 105H83V106H81L80 107ZM93 104H94V102H93ZM101 104V103H100ZM113 104V103H112ZM131 104H132V102H131ZM145 104V103H144ZM158 104V103H157ZM161 104V103H160ZM170 104V103H169ZM195 104H196V102H195ZM197 104H199V103H197ZM221 104V103H220ZM224 104H222V105H224ZM8 105H13V103L11 104H8ZM30 105H32V104H30ZM41 105V107H43ZM64 105V107H62ZM77 105H79L78 107H80V108H78L77 109ZM127 105V104H126ZM130 105V104H129ZM147 105V104H146ZM217 105H219V104H216V106ZM221 105V106H222ZM33 106V105H32ZM55 106V105H54ZM97 106H98V104H97ZM122 106V105H121ZM132 106V105H131ZM151 106V105H150ZM153 106V105H152ZM164 106V105H163ZM169 106V105H168ZM216 106H215V108H216ZM220 106V105H219ZM219 106H217V107H219ZM221 106L219 107L220 109H221ZM11 107H13V108H10L9 110L7 109V108H5V109H3L2 110V112L4 111V110H6V111H8L7 112V115H10V117L11 118H13V119H16V124L17 125H19L20 127L21 126H25L24 124H23V122H20L21 120L19 119V115H20V113H22V112H20V108H18L17 106L15 107V105H13V106H11ZM14 107L15 108H18V109H14ZM66 107H67V110H66ZM99 107V106H98ZM123 107V106H122ZM126 107H128V106H126ZM63 108V109H62ZM95 108V107H94ZM159 108V107H158ZM244 108V109H243ZM13 109V110H12ZM56 109V108H55ZM60 109H62V110H60ZM70 110V113L68 114V112H69V110ZM75 109V108H74ZM79 109H81V111L79 110ZM98 109V108H97ZM100 109V108H99ZM123 109V108H122ZM148 109V108H147ZM163 109V108H162ZM229 109L227 110V112L229 111ZM18 110V114L19 115H17V113H16V111ZM56 110V111H57ZM66 110V111H65ZM90 110V109H89ZM88 110V111H89ZM128 110V109H127ZM135 110H136V108H135ZM138 110V109H137ZM145 110V109H144ZM143 110V111H144ZM217 110H219L218 108H217ZM244 110V111H243ZM1 111V110H0ZM55 111V110H54ZM56 111H55V113H56ZM126 111V110H125ZM1 112V113H2ZM71 112H72V114L74 113V112H77V115L75 116V114L73 115V117H75V118H77L78 119V121L77 120H75V119H72V120H74V121H77L76 123H73L74 121H72V120H70L69 119V117H68V115L70 116L71 115ZM129 112H132V111H129ZM161 112V111H160ZM217 112V111H216ZM4 113V112H3ZM3 113H2V117L0 116V119L1 118H3ZM51 113L52 114H55L53 111H52V109H51ZM57 113H58V111H57ZM60 113V112H59ZM61 113V114H62ZM80 113V114H79ZM90 113V111L88 112V114ZM98 113V112H97ZM128 113V112H127ZM145 113V112H144ZM61 114H59V116L61 115ZM105 114V113H104ZM116 114V113H115ZM93 115V114H92ZM145 115H146V113H145ZM151 115V114H150ZM158 115V114H157ZM62 116V115H61ZM66 116H67V118H66ZM144 116V115H143ZM9 116H7V119H8V121L10 120V122L12 123V120L13 119H11ZM56 117H58L57 116V114H56ZM71 117V116H70ZM73 117H71V118H73ZM137 117H138V114H137ZM158 117V116H157ZM160 117V116H159ZM214 117V116H213ZM225 117V116H224ZM226 117H228V116H226ZM230 117V116H229ZM252 117H254V119L255 120H253L254 122H252V120H251V122L249 121ZM5 118V117H4ZM4 118L2 119L4 122H6L5 120H4ZM18 118V119H17ZM98 118V117H97ZM96 118V119H97ZM147 118V117H146ZM169 118V117H168ZM234 118V117H233ZM234 118V119H235ZM6 119V118H5ZM70 121H69V120ZM89 119V120H88ZM141 119V118H140ZM190 119V118H189ZM215 119H216V116H215ZM230 119V118H229ZM19 122H18V121ZM89 122H88V121ZM94 120H95V118H94ZM110 120V119H109ZM158 120V119H157ZM156 120V121H157ZM166 120V119H165ZM173 120V119H172ZM176 120V119H175ZM235 120V121H236ZM237 120V121H238ZM1 121V120H0ZM143 121V120H142ZM147 121V120H146ZM228 121V120H227ZM229 121H231V122H234V120L232 121V119H230ZM228 121V122H229ZM2 122V121H1ZM92 122H93V118H92ZM139 122V121H138ZM174 122V121H173ZM213 122H215V120L213 121ZM250 122V123H249ZM3 123V122H2ZM19 123V124H18ZM69 123H67V125L69 124ZM140 123V122H139ZM152 123H155L154 121H152ZM201 123H202V121H201ZM230 123V122H229ZM14 124H15V122H14ZM21 124H23V125H21ZM79 124V125H78ZM149 124V123H148ZM147 124V125H148ZM178 124V123H177ZM176 124V125H177ZM185 125H186V123H184ZM202 124H204V123H202ZM201 124V125H202ZM216 124V123H215ZM214 124V125H215ZM237 123H234V125H236ZM241 124H243V126L244 127H241ZM260 125V126H258V125ZM12 125V124H11ZM62 125V126H61ZM68 126V127H71V126ZM141 125V124H140ZM139 125V126H140ZM174 125V124H173ZM200 125V126H201ZM220 125V124H219ZM218 125V127H220ZM226 125V123L224 124V126ZM234 125H232V126H234ZM257 125V126H256ZM18 126V127H19ZM92 126V127H91ZM106 126V125H105ZM144 126H146V124H143V127ZM161 126V125H160ZM222 126V128L221 129H213L214 130V132H215V130H218V133H214L215 135H218L219 136V138H220V142H221V140L222 139H228V133H226L227 132V130H226V127H224L223 128V125H221ZM228 126V125H227ZM230 126V125H229ZM231 126V127H232ZM239 126V125H238ZM12 127V126H11ZM14 127H17L16 125L15 126H13L12 128V130H14ZM19 127V128H20ZM23 127L22 128H20V129H22L23 131H21L19 128H16L17 129V131H18V129H19V133H25V135H26V137L27 138H29V139H26L27 140V142H29V143H31L30 141H32V134H33V131L31 132L29 129H31L32 130V127H31V125H28L27 127L25 126L24 128L26 129H23ZM30 127V128H29ZM62 127V128H61ZM74 127H71L69 130H73L72 128H74ZM119 127V126H118ZM142 127V128H143ZM150 127H155V125L154 124H149L148 126H146V128L147 129H149ZM157 127V126H156ZM217 127V126H216ZM259 127V128H258ZM29 128V129H28ZM66 128V130H63L64 132L66 131H68L67 130V126L65 127ZM131 128H133V127H131ZM157 128H163V127H157ZM178 128H179V126H178ZM181 129L183 128V127H180ZM188 128V127H187ZM195 128H196V126H195ZM197 128H199V126H197ZM197 128H196V130L195 131H193L194 130V127L192 128L193 130H190V129H188V130H190L192 133H195V132H197L198 133V131H197ZM229 129H230V127H228ZM233 128V127H232ZM75 129V128H74ZM83 129V130H82ZM99 129V128H98ZM140 129V128H139ZM151 129H153V128H151ZM151 129L149 130L150 132H151ZM160 129H156L155 128V131L156 132H158ZM200 129V128H199ZM228 129V130H229ZM234 129V128H233ZM232 129V130H233ZM244 130V131H247V130ZM249 129V130H250ZM263 129V130H262ZM30 132H29V131ZM183 130H185V129H182V130H179V131H182V134H183ZM187 130V129H186ZM200 130H202V129H200ZM204 130V129H203ZM21 131V132H20ZM26 131H28L31 135H29ZM62 131V132H63ZM103 131V130H102ZM144 131H146L145 129H144ZM211 131V130H210ZM68 132H70L71 133V131H68ZM73 132H75V130L73 131ZM101 132V131H100ZM115 132V131H114ZM160 132H161V130H160ZM162 132H163V134H164V129H162ZM162 132H161V134H162ZM177 132H178V130H177ZM189 132V131H188ZM190 132V133H191ZM209 132V131H208ZM217 132V131H216ZM229 133H231L230 132V130L228 131ZM27 133V134H26ZM78 133V132H77ZM96 133H97V130H96ZM184 133H185V131H184ZM186 133H187V131H186ZM200 133V132H199ZM240 133V132H239ZM242 133V132H241ZM248 133V132H247ZM22 134V135H23ZM79 134V133H78ZM108 134V133H107ZM152 134V133H151ZM160 134V133H159ZM168 134H169V132H168ZM177 134V133H176ZM176 134H175V136H176ZM178 135V136H176V141L177 142H179L180 140H181V143H184V141H186L187 142V140H185L184 138H185V136H188L187 134L185 135ZM202 134H204V133H202ZM207 134L208 133H206V134H204L205 136H207ZM211 135H212V133H210ZM209 134V135H210ZM252 134V133H251ZM256 134V135H257ZM259 134V135H260ZM28 135V136H27ZM153 135H155V133L153 132ZM194 135V134H193ZM200 135V134H199ZM199 135H198V137L196 138V140L199 138L200 139V137H199ZM230 135V134H229ZM235 135V134H234ZM243 135H244V133H243ZM254 135V134H253ZM31 136V137H30ZM62 136H64L63 137V140H65V136L66 135H64L63 133H62ZM71 136V135H70ZM74 136V135H73ZM169 136H172L173 138H174V135H172V134H169ZM183 138H182V137ZM195 136H197L196 134H195ZM194 136V137H195ZM214 136V135H213ZM213 136H211L212 138H213ZM218 136H216L215 138H217ZM240 136H241V134H240ZM263 136V135H262ZM24 137V136H23ZM26 137H24V138H26ZM72 137V136H71ZM74 137H76V136H74ZM74 137H72V138H74ZM172 137H170V138H172ZM181 139H180V138ZM190 137H191V134H190ZM194 137H192V138H194ZM208 137H210V136H208ZM237 138H240L239 136H236ZM243 137H245V135L243 136ZM247 137V136H246ZM258 137V135L255 137V139ZM66 138H67V136H66ZM72 138H71V140H72ZM81 138H82V136H81ZM232 138V140H233V137H231ZM231 138L229 137V139L231 140ZM237 138H235V139H237ZM259 138H260V136H259ZM5 139H7V137H5ZM68 139H69V137H68ZM68 139H66L63 143V148L61 149V152H59L60 154L59 155H57L58 154V152H57V157H56V155L54 156L53 155V158H55V159H49L50 161H48V162H46L47 161V159H48V157L49 156H46L47 158H46V161H44L45 160V156H43V155H46V153L45 154H43V152H41V154H40V156H41V158H39V159H41V160H39V159H37V158H35L34 156V158L37 160L36 162L37 163H34V161H33V159L34 158H32V160H31V157L32 156H30V159H28V157L26 158V159H28L27 160V162L26 163H28V161L29 160H31V161H33V162H30V163H28V164H24V165H27V168L25 169V166H21V163L20 162H17V159L16 158H14V160H13V162H12V164H15L16 162L17 163H20L19 165H14L15 167H17V168H19L20 166L22 167V169H21V171L23 170V167H24V170H25V172L26 171H28L29 172V174H28V172H27V175L29 176L28 177V179H24V177L22 176V178L21 177H18V174H20V172L17 174V176H16V174L14 175L13 173L14 172H16L15 170L14 171H10V173H12L11 175H14V176H12L11 177V175H10V173H9V175L8 176H10L11 178H12V180L11 179H8V178H10V177H7V179H6V176L5 175H3L2 176V174L4 173L3 171H4V168H6V167H4L3 168V165L4 164H2V162H4V163H6L7 161H9V160H12V159H10L12 156L11 155H9V154H7L8 152H6V150L8 151V150H10L11 152H12V147H11V145L10 144H7L8 142L5 140V142H4V140H2L3 141V144H2V141H1V139H0V144H2L3 146H1V153H0V164H2V166H1V168H0V170L3 172L2 174H1V176H2V178L3 179H6L5 181L4 180H2V181H4V183L0 180V182H1V184L3 183L4 185H5V182L7 181L8 182V180H10V181H12V184H14L13 186H11V187H9L8 186V188H9V190H10V188L12 189V190H16V192H18L19 193V191L21 190V189H24V191H25V188H26V190L27 191H29L31 188L33 189H35V191L37 190V194H38V196H39V194L42 196V197H44V196H46V194H47V197H49L50 198V200H51V198H53V197H55V200H56V198H57V200H58V204H55L54 202L52 203V205H50V202H48L47 200H46V197L43 199V198H41V197H39V199H42L39 203L38 202H36V200L35 199H30V198H32V197H34V195H35V193L33 194V196L31 195V194H29L30 196V198H28V200L26 199L28 196V194L25 196V195H22V194H26L27 192H25V193H22V192H24V191H20L22 194L20 195V193H19V195L20 196H24V198L22 197V199H23V205H22V207H20L21 205H19V204H22V202H21V200L22 199H19V201H18V199H17V197L18 196H16V198L15 199H17V201L18 202H21V203H18V202H16V200L15 199H13L14 197H12V196H14V195H11V193L10 192H12V191H7L6 189H8L7 188V185H8V183H9V185H12L10 182H8V183H6L7 185H6V189H5V186L2 184H0V194H2V195H4V199H3V204L5 205V206H3L4 207V209H2V210H5V212L7 213V215H8V217H9V219H10V222L12 223V225L13 226H15V227H17V228H14L15 230H16V232L14 231V229H13V232L15 233V236H16V233H17V230H20V232L22 231L23 232V230H25L26 232H28V233H33V234H36V235H31V234H29L30 235V237L29 238H31V239H35L34 237L35 236H37V241H40L39 240V238L41 237V238H43L42 239V241H44V238L47 240V238H48V235L50 236H52V234L54 233H56L55 235L57 236V234H60V235H58L57 236V239H59V243L62 245V248H60L59 246H60V244H58L59 246L57 247V249L58 248H60L59 250L62 252V249H63V251L64 250H66V252H65V254H64V256H66L65 258L67 259V258H71V260H69V262H71V263H68V264H86L85 262H86V259L87 258H89L91 255H88V250L86 249V247H85V245H82V238H81V236H79L78 234H81L80 233V230H84V231H90V230H92L93 229V231H94V235L95 234H98V237H97V235H95V237H97L98 238V244H97V241L95 242L97 245H96V247H95V251H94V253H91L92 254V257H94V259L95 260H91V259H93L92 257H90L88 260H91L92 262H94L95 264H138L139 262H137V260H139V259H137V257L134 255V253L133 254H130V252H129V250H126V249H128V248H126L123 244H121V245H123L125 248H123V246L121 247V250L119 251V252H117V250L115 249V246L117 245L116 244V242H115V238H114V234H121V233H118L117 231L115 232L114 231V228H112L111 226H108L107 227V225L105 226V222H108L109 223V221H108V219H107V221H102V218H106V217H104L103 215V213H102V209H101V211H99L98 209V211H92L93 210V208L94 209H96V207H94L96 204H95V198H94V202H93V200L91 199V201L93 202V204H94V206H93V204L90 206L89 204H88V206H90V210H88L89 208L88 207H86V206H84L85 205V203H89V201H85L84 199V201H85V203L83 204V203H81L82 204V206H84V208L86 207V208H88L87 210H85V209H83L84 211H82V209H81V204H80V201H77V203H73V199L71 198L73 195H74V189H76L75 187H73V181H76V180H72L73 178H74V172H75V174H76V172L77 171H75V169H77L76 168V166L75 165H78V164H76V163H78L77 162V160H76V158H75V160H74V157H76L77 155H76V153H75V147H73L72 145H71V143H74V142H72L71 141V143H70V141L68 142V143H65ZM179 141H178V140ZM182 139H184V140H182ZM186 139H187V137H186ZM201 139H203V138H201ZM200 139V140H201ZM204 139H206L205 137H204ZM209 139V138H208ZM208 139H206V140H208ZM214 139V138H213ZM245 140L244 142L246 143V139L245 138H242L241 140ZM248 139V138H247ZM249 139H250V137H249ZM254 139V138H253ZM189 140V139H188ZM200 140H197V142L199 143L200 142ZM205 140V141H206ZM215 140V139H214ZM217 140V139H216ZM232 140H231V142H232ZM258 140V139H257ZM9 141V140H8ZM81 141V140H80ZM114 141V143L115 142H117V141H115V140H113ZM210 141H211V139H210ZM219 141H218V143H219ZM228 141V140H227ZM226 140H225V142H227ZM249 141V140H248ZM251 141H253V140H251ZM255 141V140H254ZM260 140H258L257 142H259ZM92 142V143H91ZM203 142H204V140H203ZM208 142V141H207ZM217 141H215V142H212V143H216ZM236 142V141H235ZM262 142V141H261ZM260 142V143H261ZM76 143V142H75ZM79 143V142H78ZM84 143V142H83ZM83 143H82V145H83ZM110 143V144H109ZM191 143H196L195 142V140H194V142H193V140H191ZM197 143V144H198ZM206 143V142H205ZM230 143V142H229ZM250 143V142H249ZM254 143V142H253ZM6 144V145H5ZM80 144V143H79ZM189 144V143H188ZM199 144H201L202 145V142H200ZM198 144V145H199ZM221 144V143H220ZM226 144V143H225ZM224 144V145H225ZM228 144V143H227ZM236 144H237V142H236ZM251 144H252V142H251ZM8 145V146H7ZM74 145H76V144H74ZM85 145L87 146L88 144L87 143H85ZM178 145V144H177ZM180 145V144H179ZM198 145L196 146L195 144H194V146L195 147H198ZM201 145H199V147L201 146ZM245 145V144H244ZM255 143H254V148H255ZM257 145H258V143H257ZM256 145V146H257ZM6 146L8 147L7 149H6ZM91 146H89L88 145V147H91ZM100 146H99V148H100ZM188 146V145H187ZM189 146H190V144H189ZM193 146V145H192ZM192 146H190V147H192ZM193 146V147H194ZM230 146H231V144H230ZM228 147L229 149H233L232 151H234V147L233 148H231V147ZM236 147H237V145H235ZM259 146V145H258ZM262 146H263V144H262ZM9 147H11V148H9ZM85 147V146H84ZM93 147V146H92ZM91 147V148H92ZM185 147V146H184ZM218 147V146H217ZM222 147H223V144H222ZM80 148H81V146H80ZM79 148V149H80ZM101 148V149H102ZM201 148V147H200ZM204 148V147H203ZM219 148V147H218ZM75 149V150H74ZM87 150L89 149V148H86ZM217 149V148H216ZM255 149H257V148H255ZM261 149V148H260ZM82 150V149H81ZM93 150V152H91L92 153V156H91V159H96L97 157L99 158V159H102V161H103V158H100L98 155L96 156V151H95V147H94V149H92ZM91 150V151H92ZM185 150H187V148L185 149ZM202 150V149H201ZM220 150V149H219ZM226 150H227V148H226ZM231 150H229L230 152H231ZM240 150H242L243 151V148H239V151ZM244 150H246V149H244ZM262 150V149H261ZM60 151V150H59ZM89 151V150H88ZM189 151V150H188ZM195 151H197V150H194V152ZM237 151V150H236ZM87 152V151H86ZM90 152V151H89ZM217 152H218V150H217ZM223 152V151H222ZM230 152H229V154H230ZM264 152V151H263ZM262 152V153H263ZM75 153V154H74ZM82 153H85L84 152V150H83V152ZM93 153L95 154V155H93ZM191 153V152H190ZM200 153V152H199ZM225 151H224V156H225ZM235 153V152H234ZM239 153V152H238ZM13 154V153H12ZM136 154V153H135ZM196 154V153H195ZM195 154H191V155H195ZM202 154V153H201ZM240 154V153H239ZM76 155V156H75ZM84 155V154H83ZM134 155V154H133ZM143 155V154H142ZM148 155V154H147ZM200 155V154H199ZM198 155V156H199ZM217 155V154H216ZM220 155V154H219ZM219 155H218V159L215 157V160L214 161H218L219 160ZM228 153H226V156L225 157H223L224 158V160H225V162L226 163H228L229 161H231L232 162V160L230 159L232 156H233V154L231 153V155H228ZM235 155V154H234ZM249 155H251V154H249ZM95 157V158H92V157ZM221 156V155H220ZM223 156V155H222ZM235 156H237V155H235ZM234 156V157H235ZM239 156V155H238ZM242 155H240V158H242L241 157ZM8 157H9V160H8ZM51 157V156H50ZM78 157V156H77ZM84 157V156H83ZM83 157H81V158H83ZM139 157V156H138ZM145 157V156H144ZM245 157L249 160V158H250V156H246V154H245ZM13 158V157H12ZM52 158V157H51ZM97 158V162L98 163H100V165L96 162V160H95V163H97L98 164V168L100 169V167H101V173L103 174V169H105L106 167H105V163L103 164V162L101 161V160H99ZM125 158V157H124ZM152 158V157H151ZM223 158H221L220 159V163H223L224 162V160H223ZM237 158H239V157H237ZM263 159H264V157H262ZM15 159H16V161H15ZM34 159V160H35ZM91 159L87 162L86 161V163L88 164H90L89 166H91L92 164H93V161H91ZM138 159V158H137ZM140 159V158H139ZM145 159H147V157H145ZM233 159V158H232ZM251 159V158H250ZM6 160V161H5ZM38 160L40 161L39 163H38ZM43 160V161H42ZM136 160V159H135ZM147 160H149V159H147ZM229 160V161H228ZM237 160V159H236ZM252 160V159H251ZM19 161V160H18ZM75 161H76V163H75ZM90 161L92 162V163H90ZM100 161V162H99ZM105 161V160H104ZM133 161V160H132ZM131 161V162H132ZM140 161H141V159H140ZM140 161H139V163H140ZM142 161H143V158H142ZM213 161V162H214ZM228 161V162H227ZM234 161V160H233ZM245 161V160H244ZM243 161V162H244ZM250 161V160H249ZM263 161V160H262ZM24 162V161H23ZM81 162H83V160L81 161ZM130 162V161H129ZM134 162V161H133ZM143 162H145V160L143 161ZM211 163V164H214V165H216L215 164V162L214 163ZM224 162V163H225ZM235 162V161H234ZM239 162V161H238ZM246 162V161H245ZM252 162V161H251ZM250 162V163H251ZM123 163V162H122ZM190 163V162H189ZM223 163V167H222V165L220 164V166L222 167V169L225 167L224 165H226V164H224ZM233 163V162H232ZM232 163H230V164H232ZM236 163V162H235ZM255 163V162H254ZM10 164H11V161H10ZM101 164H103L104 166L103 167H105V168H103L102 167V165ZM107 164V163H106ZM124 164H125V162H124ZM150 164V163H149ZM148 164V165H149ZM160 164H162V163H160ZM187 164V163H186ZM185 164V165H186ZM191 164V163H190ZM189 164V165H190ZM239 164V163H238ZM246 164V163H245ZM249 164V163H248ZM6 165V164H5ZM4 165V166H5ZM58 165V166H57ZM126 165V164H125ZM129 165V164H128ZM127 165V166H128ZM137 165V164H136ZM142 165V164H141ZM247 165V164H246ZM7 166H8V164H7ZM13 165H12V167H14ZM51 166H52V168H53V166L55 167H59V170L61 169L63 172H64V174H65V176L67 177V181H65V182H63V181H61L60 183H59V191H60V196H59V198H58V195L57 194H55L54 192V190H56L55 188V186H54V182H53V185H48V183H47V181H46V184L45 183H41V182H43V181H40V182H37L36 181V179H38V177L40 178V176H41V174L43 173V172H46V174H48L49 176H47L48 178H46V179H48V182L50 181V183L52 182V180L54 181V177L55 178H58L57 177V175H59L60 177H59V179H55L56 181H60V180H62V179H64V174H62V176H63V178L61 177V175L60 174H58V173H54V172H52V168H51ZM88 166V165H87ZM165 166V165H164ZM236 166V165H235ZM251 166V165H250ZM255 166V165H254ZM55 167V168H56ZM95 167V166H94ZM212 167H213V165H212ZM232 167H233V165H232ZM231 167V168H232ZM245 167V166H244ZM243 167V164H242V167L241 166H238L237 168H235V171H234V173L236 174H234L233 175V173H232V175L234 176V181H235V184H234V186L236 187V189L234 190H232L231 188H230V191H229V189H228V191L226 192V190H225V187H224V185L225 184H227L228 183V179H226L227 180V182H224V185L222 186L223 188L222 189H224L223 190V192L221 193V191H222V189H221V191L220 190H218L219 188H221V187H219V185H218V188H216V187H214V188H212L213 190H214V192H212L211 191V197H208V195H209V192H208V194L206 193V195H207V197H208V199H207V201H206V198L205 197H203L202 199H204L203 201L204 202H202V199L200 200V199H198V203L201 205V203L200 202H202V203H204V204H206L207 206H205L204 208H201L202 210H199L200 208V205H199V207H198V205H196L198 208V210L199 211H201L202 212V216H200V217H202L203 218V220H204V222H202L201 220H200V222H201V224L202 223H204V226L205 227H203V228H201L199 225H197V224H195V223H197L196 221H197V219H195L196 221H194V223H191V225H189V223H186L184 220H183V223H184V225H185V227H184V229H180L181 230V232L177 235V238H176V240H174L176 243H174V244H168L169 246H175L176 247V249H178V250H180V254H179V256H178V260H177V264H198L199 262L197 261H195L196 259L194 258V256H197L198 254L200 255V259H199V261H200V264H264V231H263V227H264V219H262L263 217H264V189H262V192H259L258 190V188H259V186L260 185H258V183L260 184V182L259 181H257V183L255 182V184H254V182L252 181L253 179H251V180H245L244 178H245V176H249L248 174H249V172H247L248 171V166H246L247 168H244ZM3 168V169H2ZM9 168V167H8ZM54 168V170H56ZM89 168V167H88ZM95 168H97V166L95 167ZM103 168V169H102ZM127 168V167H126ZM188 168V167H187ZM255 168V167H254ZM256 168H258L257 166H256ZM14 169V168H13ZM12 169V170H13ZM49 169H52L51 171L49 170ZM79 169V168H78ZM92 171H94L93 169V165H92ZM121 169V168H120ZM10 170H11V167H10ZM58 170V169H57ZM96 170V169H95ZM100 170H98V172H100ZM107 170H109V172H110V168L109 169H107ZM107 170H105V171H107ZM113 170V169H112ZM117 170V169H116ZM250 170V169H249ZM5 171H6V169H5ZM8 171V170H7ZM6 171V172H7ZM48 171H50V172H48ZM79 171V170H78ZM89 170L87 169V172H88ZM118 171V170H117ZM173 171V173H174V170H172ZM171 171V172H172ZM229 171V170H228ZM251 171V170H250ZM256 171H257V169H256ZM113 172V171H112ZM112 172L109 174L110 176H112L111 174H112ZM137 172V171H136ZM170 172V173H171ZM254 172V171H253ZM258 172V171H257ZM263 172V171H262ZM166 173H169V172H166ZM231 173V172H230ZM245 173H248L247 175H245ZM5 174V173H4ZM7 174H8V172H7ZM23 174H25L24 172H23ZM78 174V173H77ZM93 174H95L94 172H93ZM128 174V173H127ZM131 174V173H130ZM142 174V173H141ZM172 174V173H171ZM170 174V175H171ZM228 174V173H227ZM253 174V173H252ZM252 174H250V177L252 176ZM256 175H254V176H257L258 174L257 173H255ZM262 174V173H261ZM263 174H264V172H263ZM44 175H45V173H44ZM56 175V176H55ZM74 175V176H73ZM101 174L99 173V176H100ZM143 175V174H142ZM231 174H230V176H229V179L230 180H232L230 177L232 176ZM0 176V177H1ZM144 176V175H143ZM188 176V175H187ZM186 176V177H187ZM51 177H53L52 178V180H50V178ZM92 177V176H91ZM105 177V176H104ZM102 177L103 178V180L105 179V181L104 182H108L107 184H111V182L110 181H106L107 180V178L105 177ZM113 177V176H112ZM120 177H122L121 175H120ZM131 177V176H130ZM133 177H135V176H133ZM142 177V176H141ZM14 178V179H13ZM62 178V179H61ZM100 178V177H99ZM126 178H128V176H126ZM132 178V177H131ZM138 178H139V176H138ZM138 178H137V180H138ZM223 178V177H222ZM256 178V177H255ZM1 179V178H0ZM75 179V178H74ZM90 179H92V178H90ZM94 179V183H91V185L92 184H96L97 183V181L95 182V178H93ZM124 179V178H123ZM133 179V178H132ZM136 179V178H135ZM257 179V178H256ZM262 179H264V177L262 176ZM39 180V179H38ZM43 180V179H42ZM96 180H97V178H96ZM134 180V179H133ZM214 180V179H213ZM255 180V179H254ZM56 181H55V183H56ZM233 181V182H234ZM260 181H262V180H260ZM101 181H99L96 185H95V187H98L99 186V188L103 185L102 183H100ZM126 182H127V180H126ZM231 182V181H230ZM58 183V182H57ZM138 183H140V182H138ZM142 183V182H141ZM140 183V184H141ZM211 183H212V181H211ZM210 183V184H211ZM52 184V183H51ZM78 184V183H77ZM81 184L82 183H80L79 185H80V187H82L81 186ZM127 184V183H126ZM213 184V183H212ZM221 184V183H220ZM231 184H232V182H231ZM257 184V185H256ZM83 185H85V184H83ZM94 185H92L91 187L92 188H89L90 186H88V189H90V191H92L91 189H94L93 188V186ZM227 185H229L230 186V184L228 183ZM227 185H225L226 186V188L227 187H229V186H227ZM1 186L3 187V188H1ZM52 186H54V187H52ZM75 186V185H74ZM86 186V185H85ZM84 186V189L86 188V191L88 190L87 189V186L85 187ZM104 186V185H103ZM109 186V185H108ZM107 186V187H108ZM112 185H110V188L108 187L107 189H111L112 188V190H114V192L112 191V190H109L108 192V194H106L107 192H106V187H105V192H104V197L106 196V198L107 199H109V200H107L106 198H104V197H102V203L101 202H99L100 203V205H102L104 202H105V205H107L106 204V202L107 203H109V202H111L110 204H108L107 206H106V211H109V212H111L112 211V216H113V212H114V210H115V205H113L112 203H114L115 201L113 200V202H112V199H114L115 198V196H114V194L116 193V189L112 186ZM221 186V185H220ZM232 186V185H231ZM15 187V188H14ZM16 187H17V189H18V187H19V191L16 189ZM30 187V189L28 190V188ZM49 187V188H48ZM77 187V189L78 188H80V187H78V185L76 186ZM212 187V185H210V188ZM263 187H264V184H263ZM14 188V189H13ZM51 188V190L49 191V189ZM53 188V189H52ZM114 188V189H113ZM143 188H145V187H142V191H143V193L144 192H147V191H144L143 190ZM82 189V188H81ZM84 189H82L83 191H84ZM217 189V190H216ZM79 190V193L81 192H83V191H80V189H78ZM145 190H146V188H145ZM216 190V191H215ZM13 191V192H14ZM31 191V190H30ZM29 191V192H30ZM34 191V190H33ZM54 191V192H53ZM98 191H101V189L100 190H98ZM140 191V193H141V190H139ZM138 191V192H139ZM220 191V192H219ZM12 192V193H13ZM52 193V195H53V193L56 195H53V197H52V195H51V193ZM85 192V191H84ZM94 192V191H93ZM93 192H85V194H87V196H90ZM73 193V194H72ZM78 193V192H77ZM14 194H15V192H14ZM48 194L51 196H48ZM72 194V195H71ZM84 194V193H83ZM89 194V195H88ZM106 194V195H105ZM145 194H147V193H145ZM193 194V193H192ZM192 194H190L189 196H190V198H191V196H193ZM79 194H76V197L77 198H81V197H79L78 196ZM81 195V194H80ZM94 195V194H93ZM97 195V194H96ZM117 195V194H116ZM133 195V194H132ZM139 195H142V194H139ZM1 196V195H0ZM71 196V197H70ZM86 196V195H85ZM146 196V195H145ZM188 196V195H187ZM186 196V197H187ZM196 196V195H195ZM202 196H205L204 194L202 195ZM73 197H75V196H73ZM75 197V198H76ZM118 197V196H117ZM117 197H116V199H117ZM137 197H139V196H137ZM146 197H148V196H146ZM149 197H152V196H149ZM148 197V198H149ZM2 198H3V196H2ZM19 198V197H18ZM48 198V199H49ZM77 198H76V200H77ZM86 198H89V197H86ZM182 199H184L183 198V196L181 197ZM196 198H198V195H197V197ZM201 198V197H200ZM30 199V200H29ZM54 199V198H53ZM59 199H64L65 200V202H63L62 200V202H61V204H59ZM182 199H180V200H182ZM188 199L189 198H185V200H187L188 201ZM31 200H35V201H31ZM46 200V201H45ZM82 200V199H81ZM106 200V201H105ZM144 200V199H143ZM152 200V199H151ZM184 200V201H185ZM200 200V201H199ZM97 202L99 201V200H96ZM104 201V202H103ZM184 201H181V203L182 202H184ZM187 201H185V202H187ZM194 201V200H193ZM196 201V200H195ZM46 202V203H45ZM47 202L49 203V206L48 205H46L47 204ZM82 202V201H81ZM91 202V203H92ZM143 202V201H142ZM145 202V201H144ZM196 202V203H197ZM2 203V202H1ZM33 203H38L39 205L37 206V207H35L34 205H33ZM62 203H64V204H62ZM90 203V204H91ZM99 203H97V205L99 204ZM195 203V204H196ZM7 204V205H6ZM53 204H55V205H57V206H54ZM183 206H184V204H182ZM187 205H188V209L186 208V210L185 211H187L186 213L188 214V217H190L191 218V216L192 215H189V213H190V207L191 206H189V204L187 203ZM99 206V205H98ZM98 206H97V208H98ZM183 206H181L182 208H183ZM1 207V206H0ZM92 207V208H91ZM100 207V206H99ZM102 207V206H101ZM186 207V206H185ZM202 207V206H201ZM83 208V207H82ZM120 208V207H119ZM119 208H117V211L119 210ZM163 207H161V209H162ZM120 209H122V207L120 208ZM123 209H126V208H124L123 207ZM178 209H179V207H178ZM194 209H196V207H192V209L191 210H194ZM196 209V210H197ZM126 210H128V208L126 209ZM165 210V209H164ZM182 209L180 208L179 209V211H181ZM188 210H189V213H188ZM196 210H194V211H196ZM121 211V210H120ZM125 210H123V212H124ZM163 211V210H162ZM184 211V212H185ZM198 211V212H199ZM2 212V211H1ZM71 212H75L76 214H73V213H71ZM94 212V213H93ZM98 212H101V214H102V216L103 217H98L97 215H99V213ZM122 212V211H121ZM127 212V211H126ZM200 212V213H201ZM95 213H97L96 215H95ZM116 213V212H115ZM118 213V212H117ZM116 213V214H117ZM182 213H183V211H182ZM185 213V216H187V214ZM199 213V214H200ZM79 214H81V217L82 218H84V220L82 219H80V221H79V219L78 220H75V218H79L80 217V215ZM115 214V215H116ZM128 214V213H127ZM130 214V213H129ZM166 214V213H165ZM71 215V216H70ZM76 215L78 216L79 215V217H76ZM132 215V214H131ZM135 215V214H134ZM183 215V214H182ZM181 214H180V217L182 216ZM68 216H70V218H68ZM101 216V215H100ZM129 216V215H128ZM163 216V215H162ZM171 216V215H170ZM197 216V215H196ZM195 216V217H196ZM199 216V215H198ZM100 219V222L102 221V222H104V223H102L101 222V225H103L102 226V228L100 227V229H96V227H98L99 228V223H97L98 221H97V219L98 218ZM114 217H116V220H113V221H115L113 224H111L113 227L114 226H118V227H120L121 229V231H124L123 229H125L126 231H127V229H128V231H129V229H130V227H132L133 229L136 227V226H134L133 227V223H134V225L136 224V220L135 221H133V223H132V221H130L129 219H127V215L125 214H117V216H113V218ZM132 217V216H131ZM130 217V218H131ZM199 217V218H200ZM112 218V219H113ZM129 218V217H128ZM137 218V217H136ZM166 218H168V217H166ZM193 218V217H192ZM58 219V220H57ZM98 219V220H99ZM161 219L163 220L164 218H162L161 217ZM201 219V218H200ZM60 220V221H59ZM75 220V221H74ZM110 220H111V218H110ZM139 220V219H138ZM165 220V219H164ZM167 220V219H166ZM166 220H165V223H166ZM177 220V219H176ZM187 220V219H186ZM193 220H194V218H193ZM73 221H74V223H73ZM181 221H182V218H181ZM163 222V221H162ZM198 222H199V219H198ZM1 223V222H0ZM107 223V224H108ZM144 222H142V224H143ZM171 223V222H170ZM139 224L141 225V222H139ZM163 224V223H162ZM193 224V225H192ZM109 225V224H108ZM144 225H146V223L144 224ZM164 225V224H163ZM163 225H161V228H163ZM199 226L200 228H198L197 226ZM70 226H71V232H72V234L71 235H74L73 237H71L72 238V240H69V242H70V244H68V246H67V244H63V243H65V241L68 239V237H67V239L64 241V238H63V236H61V235H63V233H65V230H67L68 229V227L70 228ZM139 226V225H138ZM147 226H149L148 225V223H147ZM164 226H166V225H164ZM178 226V225H177ZM180 226V225H179ZM169 227V226H168ZM5 228V227H4ZM123 228V229H122ZM144 229V226L143 227H141V229ZM150 228V227H149ZM177 228V227H176ZM179 228H181V226L179 227ZM179 228H177L176 229V233H178L179 231H178V229ZM3 228H2V226L0 225V233L1 232H3V230H2ZM94 229H96V232H95V230ZM132 229V230H133ZM138 229H140V228H138ZM138 229H137V231H138ZM163 229H165V228H163ZM170 229V228H169ZM172 229V228H171ZM173 229H174V227H173ZM196 229H198L197 231H196ZM200 229V230H199ZM5 230V229H4ZM116 230V229H115ZM131 230V231H132ZM135 230H136V228H135ZM166 230V229H165ZM165 230H164V232H165ZM183 230V231H182ZM7 231V230H6ZM34 231L36 232V233H34ZM68 231V230H67ZM92 231V232H93ZM120 231V232H121ZM125 231V232H126ZM127 231V232H128ZM141 232H142V230H140ZM144 231V230H143ZM153 231V230H152ZM151 231V232H152ZM175 231V230H174ZM173 231V232H174ZM178 231V232H177ZM5 232V231H4ZM9 232H11V231H9ZM19 231H18V233L21 235V233H20ZM25 232V233H26ZM71 232H69V234L71 233ZM92 232H90V234L92 233ZM115 232V233H114ZM133 232V231H132ZM139 232V231H138ZM147 232V231H146ZM24 233V232H23ZM41 235H40V234ZM46 233H49V234H47V235H45V236H43L44 234H46ZM51 233V234H50ZM89 233V232H88ZM129 233H131V232H129ZM129 233L127 234V235H129ZM143 233V232H142ZM163 233V232H162ZM175 233V232H174ZM175 233V234H176ZM191 233H194V243H195V245L193 244V247L195 246V248H196V250L197 251H199V253L198 254H195L194 255V252L193 253H191V251L189 252V251H186L185 250V247H186V249H187V246H183V244L185 243L183 240H185V241H187L188 239H190V234ZM7 234V233H6ZM19 234H18V236H19ZM54 234H53V236H54ZM69 234H67L66 233V235H68L69 236ZM82 234H83V231H82ZM123 234V233H122ZM122 234H121V236H122ZM141 234V233H140ZM166 234V233H165ZM168 235H169V233H167ZM263 235V237H261V235ZM10 235H12L11 233H10ZM86 235V234H85ZM147 235H149V233L148 234H146V236ZM173 234H171L170 236H172ZM0 236H2V235H0ZM17 236V237H18ZM27 236H28V234H27ZM62 238H61V237ZM79 236V237H78ZM123 236H125L124 234H123ZM143 236V235H142ZM141 236V237H142ZM144 237V238H147V237ZM153 236V235H152ZM152 236H150V237H152ZM259 236V237H258ZM6 237H7V235H6ZM9 237V239H10V237L11 236H8ZM7 237V238H8ZM14 237V235L12 236V238ZM33 237V238H32ZM59 237V238H58ZM65 237V236H64ZM65 237V238H66ZM85 237V236H84ZM117 237V236H116ZM138 237V236H137ZM141 237H140V239H141ZM176 237V236H175ZM192 237H193V235H192ZM191 237V238H192ZM260 239L259 240V243H258V238ZM4 238H5V235H4ZM11 238V241L13 240ZM15 238V237H14ZM20 238V237H19ZM24 238H26V237H24ZM24 238H23V240H24ZM28 238V239H29ZM40 238V239H41ZM53 238V237H52ZM51 238V239H52ZM56 238V237H55ZM54 238V241L53 242H55V239ZM60 238H61V242H60ZM70 238V239H71ZM88 237L86 236V239H87ZM90 238H91V236H90ZM96 238V239H97ZM122 238V237H121ZM144 238H142V239H144ZM162 238V237H161ZM262 238V239H261ZM2 239V238H1ZM0 239V240H1ZM21 239V238H20ZM20 239H14L15 241H19ZM139 239V238H138ZM141 239V240H142ZM255 239H257V240H255ZM4 240V239H3ZM3 240H1L0 242H1V245L2 246H0V264H48V262H47V257H45L44 256V258L46 259V261H45V259H43V258H41L44 254H42V256H40L41 255V252H43V251H41V252H39V251H37V250H35V251H37V252H34L35 254H30V255H22V256H19V255H21V253L19 254V255H17L16 256V254H14V253H17V252H15V250L16 251H18L17 249H15V250H13L14 251V253H13V251L10 249V243H11V241L7 244V245H9L10 247H8L7 245L5 246L4 244L6 243V241H4V242H2ZM22 240V241H23ZM44 241L43 242V244L44 243H46L47 241H48V243L50 244V241L49 240H47V241ZM84 240V239H83ZM88 240V239H87ZM93 240V239H92ZM105 240V241H104ZM150 240L152 241L153 240V238L152 239H149L148 241H149V243H150ZM159 240H161L160 238H159ZM163 240V239H162ZM161 240V241H162ZM168 240V239H167ZM257 241V244H256V242L255 241ZM9 240H7V242H8ZM26 241V240H25ZM24 241V242H25ZM32 241V240H31ZM42 241H40V243L42 242ZM57 241V240H56ZM89 241V240H88ZM94 241V240H93ZM102 241H103V243H102ZM146 241V240H145ZM160 241V242H161ZM173 241V240H172ZM171 241V242H172ZM14 242V241H13ZM20 242V241H19ZM28 242V241H27ZM30 242V241H29ZM57 242V243H58ZM86 242V240H84V242H83V244ZM140 242V241H139ZM141 242H143V240L141 241ZM141 242L139 243L140 244V247L142 246L143 248H148V250H146V252H150V250H152V249H150V247H154L155 246V244H154V246H151V245H149V247H147V245L146 244H143V245H141ZM154 242V241H153ZM165 245L167 244V242H166V239H165V241H162ZM161 242V243H162ZM183 244H182V243ZM188 242V241H187ZM190 243L192 242V241H189ZM255 242V243H254ZM4 243V244H3ZM33 243V242H32ZM39 243V244H40ZM48 243H46L45 245H49ZM52 243V242H51ZM145 243V242H144ZM146 243H147V241H146ZM16 244V243H15ZM19 243L17 242V245H18ZM22 244V242H20V245ZM24 245H25V243H23ZM27 244V243H26ZM38 244V245H39ZM86 244V243H85ZM138 244V243H137ZM150 244H152V243H150ZM188 244V243H187ZM13 246H14V243L12 244ZM28 245V244H27ZM29 245H31V244H29ZM37 245V244H36ZM42 244H40V246H41ZM52 245H54V244H52ZM70 245V246H69ZM95 245V244H94ZM119 245V244H118ZM153 245V244H152ZM168 245H166V247L168 248L169 246ZM13 246L11 247V248H13ZM19 246V245H18ZM56 245H54V247H55ZM87 246V245H86ZM89 246V245H88ZM93 246V245H92ZM91 246V247H92ZM157 248H159L160 246L157 244ZM161 246H164V245H162L161 244ZM191 246V245H190ZM21 247V246H20ZM30 247V246H29ZM33 247V246H32ZM36 247V246H35ZM44 247V246H43ZM51 248H52V246H50ZM139 247V246H138ZM50 248V249H51ZM89 248V247H88ZM93 248H94V246H93ZM132 248V247H131ZM156 248V247H155ZM156 248V249H157ZM182 250H181V249ZM37 249V248H36ZM44 249H46L45 247H44ZM53 249V248H52ZM133 249V248H132ZM150 249V250H149ZM154 249V248H153ZM156 249H155V252H156ZM160 249V248H159ZM162 249V248H161ZM164 249V248H163ZM169 249H171V248H169ZM189 249H190V247H189ZM193 249V248H192ZM20 250V249H19ZM29 250H30V248H29ZM38 250H40V249H38ZM47 250H48V248H47ZM138 250V249H137ZM143 250V249H142ZM145 250V249H144ZM158 250V249H157ZM25 252H26V250H24ZM27 251H28V249H27ZM52 251V250H51ZM55 251V250H54ZM130 251H131V249H130ZM132 251H135V250H132ZM141 251V250H140ZM40 253V255L39 254H37V253ZM53 252V251H52ZM56 252V251H55ZM58 252V251H57ZM56 252V253H57ZM136 252V251H135ZM154 252V251H153ZM159 252H161V250L159 251ZM158 252V253H159ZM19 253V252H18ZM17 253V254H18ZM26 253H28V252H26ZM48 253V252H47ZM46 253V254H47ZM54 253V252H53ZM60 253V252H59ZM64 253V252H63ZM63 253H61V254H63ZM55 254V253H54ZM54 254H52L53 256H54ZM90 254V253H89ZM149 255H150V253H148ZM178 254V253H177ZM48 255V254H47ZM60 255V254H59ZM145 255V254H144ZM154 255V254H153ZM198 255V256H199ZM55 256H58V255H56L55 254ZM62 256V255H61ZM89 256V257H88ZM159 256H161V255H158V257ZM167 256V255H166ZM166 256H163L164 258L166 257ZM176 256V255H175ZM150 257H152V256H150ZM162 257V258H163ZM169 257V256H168ZM50 258V257H49ZM58 258V257H57ZM161 258V257H160ZM163 258V259H164ZM52 259H53V257H52ZM60 259V258H59ZM58 259V260H59ZM64 259V258H63ZM162 259V260H163ZM55 260V259H54ZM54 260H53V262H54ZM62 260V259H61ZM149 260V259H148ZM160 260V259H159ZM158 260V261H159ZM161 260V261H162ZM198 260V259H197ZM57 261V260H56ZM55 261V262H56ZM63 262H64V260H62ZM96 261V262H95ZM140 261V260H139ZM51 262H52V260H51ZM51 262H49V264H52ZM62 262V263H63ZM164 262V261H163ZM57 263V262H56ZM93 263V264H94ZM151 264H152V262H150ZM65 264H66V261H65ZM87 264H89V262H87ZM91 264V263H90ZM161 264H163V263H161ZM166 264V263H165ZM169 264H170V262H169Z\"/></svg>",
	"mask_w": 264,
	"mask_h": 264
}]
</instances>
